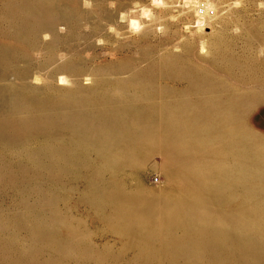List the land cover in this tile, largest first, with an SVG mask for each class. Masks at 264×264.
<instances>
[{
  "label": "rangeland",
  "instance_id": "rangeland-1",
  "mask_svg": "<svg viewBox=\"0 0 264 264\" xmlns=\"http://www.w3.org/2000/svg\"><path fill=\"white\" fill-rule=\"evenodd\" d=\"M103 1H104V3H103ZM199 1L200 2H203L205 0H199ZM208 1H210V0H208ZM213 1H214V4L215 5L218 4L217 6L214 5V8L215 9L213 10V12L215 13L214 16H216V17L211 16L212 19L210 17H208L207 20L205 21V23L206 22H208V23L207 24L204 23L202 25V29L201 30H198L196 28V26H195L194 17L192 15L193 13H191L190 9L187 8L188 7L187 5H190V4H187L186 6L185 5H182L183 2L182 1L179 2V0H0V264H59V263H61V264H104L107 260H108L109 263L106 262V264L107 263L108 264H139L140 262H141L140 264H151L152 261L154 262V263L152 262V264H159V263L160 264H163L164 261L166 262L165 264H167V263L168 264H170V263L171 264L172 263L173 264H180L183 261H184V263L187 262L186 264H188V263L191 264L190 263L191 262L190 260L193 261L192 264H195V263L196 264H198V263L200 264L201 262H202L201 264H211V263L214 264L213 262H215V264H222V263L224 264V261H223L224 258H226L225 259V264H228V263L231 264L232 262L234 263V261H235V264H239V263H241L240 261H242V260L245 261V262L242 261L243 263H241V264H246V263H248V264H264V244H263L264 242L262 241V240H264V224H263L264 221L263 222L261 221L262 219L264 220V218H263L264 217V212H262L264 210V207H263L264 204L262 203V202H264V199H263L264 198L263 197L264 195L262 196V194L264 193V191H263L264 190V185L259 184L258 183L259 181L257 182V184H255V182H253L254 180L252 182L250 181L249 183L252 184L251 185L252 188L251 187L249 188L250 184L247 181L248 177H246V179L244 180L246 182H244L243 179L236 178L238 180V182H237V180H235V181L239 184V185H237V183H235V181H234L235 178L232 175L230 176V174H227V176H226V175L222 174V172H220V170L218 168L214 169V173H213L212 168H215L216 166L210 168L212 166V164L214 163V161H212L213 163L209 165L210 172H212V174H211L212 176L211 177L214 176L213 177V180H214V178L216 180L218 178H220L221 180L222 179H224V180L221 181L220 179H218V183L215 180V182L217 183V185L215 184V186H214L212 184H210V185L208 184V187H207V185H204V187L205 188H208V189L210 188L209 191H207V192H210L209 193V196H210L209 199L212 198L211 200L212 201H215L213 203L210 200L212 202V204L215 206V208L217 209L216 211L219 212L221 210L220 213H222V211H224V212L227 211L226 213L223 212V214H221L222 216L220 215L222 217V219H223V220L221 219V222L222 221L223 222L222 223L220 222V223L225 228L222 227L221 225L218 226V224H220L219 223V220L220 219L218 218L219 220L218 219L216 220V217L217 216H215V218H213V220L215 219V222L217 221V225L213 221L214 222L213 225L210 224V226H208L206 229H202L203 232L205 230V232L207 231V233H203L202 231H199L198 229H201L199 227L200 224H196V223L193 224L191 230L190 229H186V230L184 229L185 231H181V230H183V228L182 227L179 228L180 226H177L178 227V228L176 227L177 229L175 227L173 229V226H172V229L170 228L171 230L169 229V231L156 230V231H153V234L154 235H152V237L150 236V234L148 233V231L146 229H144V228H142L144 230L138 229L139 226L136 227L135 229H132V231H131V229L129 230V228H126L125 227V223L126 222H131V219L134 218V216H135V219L137 218L136 220H138L139 218H138L137 214L139 216H141L140 214L142 212H144V214L147 213L146 212L147 211V207L148 206H151V203L154 204L156 201H158V200L161 201L163 199L164 200H169V199H167L169 197H165L164 196V192L168 188H170V187H173V189L175 190L176 193H180L181 192L182 194H185L184 193V189L186 190L185 187H187L186 182H183L182 180L178 179L176 176H174L170 172V170H169V168L167 166V163L165 161V158H163V155H162V152H161L162 149L157 144L149 152L147 150H142V152L145 151V153H142L141 151L135 152V154L140 158L139 159V162H138V164L136 166L123 165L124 168L123 167L122 168L124 169V173H123L124 175L122 174V171L123 170H121V167H120L122 165L116 166L115 168L110 165L111 166V169L108 170L109 167L106 165L107 161H105L102 158V155L100 156V154L98 152H97L98 154H95L96 152L95 153L93 152L94 151L93 148H98L99 146L100 147L101 146H105L106 144L103 143V142H100L99 140H95L94 142L95 143L96 142L98 143V145L96 143L97 147L95 146V143L94 142L92 144L93 146L92 145H89V146L86 145L87 147H85L86 148L85 151H86L87 154H85V152H83V150H84L83 149L84 148L83 146H85V143H87V142H84V141H85V139L88 140V139L95 138V136H94L95 135V132L92 133V132H89V131H84L86 133H84V132H80V133L77 132L78 134L77 133H71L69 131V129H68V126H66V122H64V119H62V118H64L65 115L67 116V115H71L72 113H74V110L76 112H78V111L80 112V109H81L80 107L81 106H79V105H81V103H83L82 104V110H81V112L85 113L86 116L88 117V119H90L91 121H93V122L96 121L95 122L96 124H99V122H100L101 127H103V123H105L106 126L109 125L108 123H111V124L114 123L115 122L114 121L115 120V115H117V116L119 115L118 118H120V117L123 116L125 118V120L127 119L125 121L126 123H128V121H129V123H128L129 125L128 124H125V125L126 126H131V127H134V128L140 127L142 125V123L144 122V120H146V118H147L145 116H150V115H151L150 117L153 119L154 122L155 121L158 122V123L155 122L156 125L159 124V122L162 124L165 121L166 122L169 121V120H167V118H169V117H167V118L164 117L167 114L166 111L168 110L167 108H169V107L166 104V102H163V101L164 100L165 101L167 100L168 94H171V92H173L174 89L176 91L179 90V92H177L178 95H179L181 92L184 93V91L182 90V88L185 89V87H187L185 90L187 92V89H189L188 91H190V93H186L185 92L186 94H183V95H186L187 98L190 97V95H191V97L188 98L187 100L190 101L192 98H195L196 97V99H194V101L198 99L196 102L197 103L200 102L203 105H204V102L202 101V99H204L205 102H206V100H208V102L203 107V109L206 107L205 109L207 110V113H208V115L206 114V117L204 116L205 113L204 112L202 113L203 116H204V118L198 117V115L200 116L201 113L198 114L196 112V111L201 112L203 105L202 106H198L201 109L200 108L199 109L196 108V106H190V107H193V109H195V110L198 109L196 111L194 110L197 114L192 110L194 112L193 115L195 116V118L197 116L199 119H202L200 121H202V122L203 121L209 122L210 124H212L215 121V116L217 114V109H216L217 106H215L217 103L215 105L214 104H211L210 105V103H215L218 100H221V101H224V102H226V101H229L230 102L231 101L233 103H230V104L231 105L232 104L235 105V104H237L236 102H238L239 100H241V98H238V97H240L239 96V93L241 91H245L246 90L248 92L251 91V93L253 92V94L258 97L257 98L258 99V103H255V102L254 103H251V105L248 106V108L245 111H243V112L240 111L241 113L240 114H237V116L235 117V122H236L235 125L241 124L246 119H248V120L250 119L252 121V124H253L254 127L264 129V80H263L264 79V64H263V61L264 60H262V59H264V54H263L264 53V37H263L264 36V26H263L264 25V0H211L210 2L213 3ZM42 6H43V8L45 7L46 9H43ZM118 7H120V8H118ZM37 9H38V12L40 10V13L41 12L43 13V14L42 13L39 14L37 12L40 17L38 16V14H36L34 16L32 15V14L36 13L35 10H37ZM141 9H144V10H142V13L145 12L144 15L141 13ZM145 9H147V10L145 11ZM32 10L34 12L31 13ZM111 10H113V11H111ZM211 10H210V12H211ZM215 10H217V11H215ZM46 11L50 12L53 17L55 15L54 18H56L57 20L54 19V18H52L51 15L48 12H46ZM102 11L104 13H101ZM148 11H149V14L147 13ZM44 12H46V13H44ZM55 12L58 14L57 16H56V13ZM188 12H190V13L188 14ZM146 13L148 14L147 16H145ZM46 14H48V16H50L53 19L52 22L49 21V20H51V18L46 19V17L48 18V16ZM42 15H44V16H42ZM36 16H38V17H36ZM34 19L36 20V23H35V20ZM39 19H41V21H39ZM133 19H134V21H138L137 23L140 26L144 25L146 28L145 27H140L138 25L139 31L134 32V33L128 32L127 31V27H125V26H127V24L129 23V21L130 20H133ZM208 19H210V20L208 21ZM62 20H64V21H62ZM37 21H39L41 23L38 22L39 23L38 24ZM47 21H48V23H47ZM65 21L66 22H69V23L67 24ZM71 21L73 23H71ZM45 22L47 23V25L45 24ZM63 22L65 24H67V25H65ZM107 22H109V23H107ZM54 23H55V25H54ZM150 23H152V24L150 25ZM33 24L34 25L35 24L39 25V28H38L37 25H36L37 26V28H36V26H34ZM49 24L50 25L53 24V26H50ZM56 24H57V26H58L59 29L57 28ZM99 24H101V25H99ZM107 24H108V26H107ZM191 24H192V26H190ZM240 24H242V25H240ZM254 24L257 25V27ZM41 25H43L42 28H41ZM104 25L107 26V27H105ZM109 25H112V27L115 25V27L112 28ZM156 25L158 27L161 26L159 28L160 30L158 29V27H157V30L158 31L156 30ZM229 25L232 26V27H230ZM59 26L62 27V28H60ZM90 26H91V29H93V30L90 29ZM96 26H98L100 28L103 27V28H101V29L98 28V27L96 28ZM147 26H150V29L148 27V30H147ZM185 26H186L187 30L185 29ZM221 26H224V27H221ZM44 27H45V31H44ZM239 27H242V29H240ZM259 27H261V28H259ZM47 28H48V30H47ZM164 28H166V29H164ZM193 28H195V29H193ZM39 29H40V31H39ZM56 29H58V30H56ZM73 29L75 30L74 32H73ZM107 29L108 30L110 29V31L112 29L113 30H112V32H110ZM151 29H153V33H154V29L156 30L155 31V36H154V34L152 35ZM233 29H234V31H233ZM251 29L254 32H252ZM41 30H42V32H41ZM60 30H61V32H60ZM94 30H95V32H94ZM98 30H99V33L97 32ZM28 31L29 32L32 31L29 34L32 33L34 36L27 34ZM62 31H65V32L62 33ZM91 31H93V33L95 34V36H94V34ZM118 31L120 33V34L118 33L119 35H117V32ZM141 31L144 32V33H141V34H144V35H142L144 37H141L140 36V32ZM146 31H148V32L146 33ZM225 31H227V34H226ZM230 31H231L232 34L230 33ZM247 31H248V33H247ZM109 32H110V34H109ZM212 32H214V33H212ZM38 33H39V36L41 34V36H40L41 38L40 37L38 38L39 39L38 40L39 42L36 40L37 37H35L36 34L38 36ZM52 33H54V34L56 33V35L52 36L53 35ZM67 33H69V34H67ZM73 33H74V35H73ZM79 33H80V35H79ZM83 33L86 35V39H85V35ZM96 33L98 35H96ZM114 33H116V34H114ZM145 33L147 34V36H146ZM156 33H159L160 35L159 34H156ZM183 33H186V34H183ZM45 34H47V35H45ZM70 34H71V37H70ZM89 34L91 35L92 38L90 37ZM172 34H173V36H172ZM203 34H204V37H203ZM208 34H211V35L209 36ZM233 34L235 35V39H234V36H232ZM23 35H24V38L22 37ZM180 35L184 36L185 38L184 39H183V37L181 38ZM237 35H238V38L236 37ZM240 35H242V37L239 38ZM50 36H52V37H50ZM55 36H56V38L58 36H62V38L60 37V39L59 38L56 39ZM97 36L100 37V38H98V39H100V42H99L98 39H96ZM114 36H117V37L115 38ZM167 36H169V37H167ZM249 36H251L252 39L254 38L253 40L251 39V41H254V44H253V42L251 43V41L246 42L247 39H250ZM253 36H255V37H253ZM64 37H67V38H64ZM220 37H221V39H220ZM224 37H225V39H222ZM227 37H228V39H227ZM33 38H35V40ZM187 38H189V39H187ZM200 38L205 39L206 45H208V47L206 49H205V47L202 48L203 50L202 49H199L200 48L199 41L201 40ZM231 38L234 41H232ZM243 38H246V39L242 40ZM61 39H63V41H61ZM66 39H68V40H66ZM103 39L105 40V42H104ZM186 39H187V41H185ZM259 39H260V41H259ZM55 40L56 41L60 40L61 42L58 41L60 44L58 42H57V44H55L54 43ZM145 40H146L147 43L145 42ZM164 40H166V41H164ZM167 40L168 41L170 40V41L168 42ZM227 40H228V43H227ZM261 40H262V43H261ZM65 41H67V42H65ZM154 41H156V42H154ZM35 42H37L38 44H36ZM157 42H159V43L156 45L155 43H157ZM242 42L245 45L248 43V45H246L247 47L250 45L249 46L250 49H251L250 50L251 51L250 53L247 52V51H249L248 50L249 48H246L247 49L246 50L245 49L246 46H244L243 44H241ZM257 42H258V44H257ZM164 43H166V44H164ZM249 43H251V44H249ZM62 44H64L63 47H61ZM65 44H67V46ZM175 44H176V46L174 47ZM239 44H240V48H239ZM118 45L122 49L121 48L118 49ZM141 45L142 46L145 45V46L142 47ZM149 45H151V46H149ZM163 45L164 46H167L168 47V50H171L172 49L171 50L172 53H168L170 51L167 50V47H165L166 48L165 49ZM192 45H194V46H192ZM154 46H155V48H154ZM156 46H158V48H159V53H157L158 52V49L156 50V48H157ZM161 46H163V48H164L163 50H161ZM222 46L224 48H226V49L224 50V48H222ZM232 46H234L235 48L232 47ZM254 46H258V47H254ZM59 47L62 50H60ZM192 48H194L195 50L192 49ZM252 48H254V49H252ZM55 49L58 52L55 51ZM233 49L234 50L236 49V51H233ZM63 50H64V52H62ZM152 50L154 51V54L157 53V55L156 56L154 55V56L156 57V59L158 57V59H159V60L157 59L158 62L155 59V57L153 56V54H152L153 51ZM164 50H166V52ZM173 50H175V51H173ZM228 50H230V51H228ZM241 50L244 53L243 52H240ZM53 51H54V53H53ZM59 51H61L60 54H62V53L63 54H66V55H62V58L69 57V58H67V61H70L71 60V64H70V62H66V59L64 60V59H61L60 57H58L57 54H59ZM70 51H71L72 56H71V54H68ZM142 51H144L146 53H144ZM147 51H149V52H147ZM151 51H152V53L150 54ZM204 51H205V53H204ZM223 51L225 53H222ZM238 51L240 52V54H239ZM44 52L45 53L48 52L50 54L49 55L48 53H46L48 55V58L49 59L51 58L50 59V62L51 63H49V59L47 58V55ZM175 52H177V54ZM245 52H247V53H245ZM43 53H44L45 56L43 55ZM173 53L177 57L176 59H174L175 56H174ZM197 53H198V55H197ZM241 53H243V55ZM251 53H252V55H251ZM223 54H226V55H223ZM229 54H230V56H229ZM162 55L163 56L165 55V59L166 58H169L167 60L171 62V63L169 62L170 65L167 64L168 62L166 63V61H165V59H163L164 57ZM169 55L170 56L172 55V57L174 56V58H173V61L174 62L171 59L172 57H168ZM195 55H197L198 57L195 56ZM240 55H242V56H240ZM52 56H53V58H52ZM74 56L76 57V59L78 61L75 59ZM192 56H194L196 59L194 57H192ZM199 57H200V59H199ZM237 57L240 58V59L238 60ZM241 57L242 58L244 57V58L242 59ZM71 58L72 59L74 58L75 60H72ZM150 58L151 59L154 58V61H153V59L150 60ZM161 58L163 60L164 66L166 67V65H167L168 68L170 69V71H172L171 73L168 70V68H165L162 65V62H160L161 61L160 60ZM203 58L204 59H207L208 61L207 60H202ZM226 58H228V59H226ZM257 58L259 60L261 59L262 61L261 60L259 61ZM68 59H70V60H68ZM244 59L246 60V62H245ZM43 60H46V63ZM51 60H54V61H51ZM123 60H125V62L126 61L127 62L125 63ZM134 60H136V61L134 62ZM175 60L177 61V63H176ZM231 60H233L235 64H233L232 63L233 61L231 62ZM241 60H242L243 63L241 62ZM254 60H255V62H254ZM257 60L259 62L258 65H257V62H256ZM32 61H34V62H32ZM121 61H123V62L120 63ZM128 61H130V62H128ZM149 61H151V62H149ZM226 61H230L231 63L228 62L229 63L228 64ZM153 62H157L158 64H156V63L154 64ZM172 62H173L174 65L172 64ZM239 62H240V65H239ZM36 63H42L43 66H42V64H40L41 65V67H40L39 64H36ZM151 63L154 64V68L153 69H154V71L156 73L153 70H151V66H152ZM211 63H212V65H211ZM220 63H221L222 66L220 65ZM253 63L255 65V67L252 65ZM133 64H134V66H133ZM190 64H191V66H190ZM198 64H199V66H198ZM231 64H233V65H231ZM30 65H32V66H30ZM37 65L39 67H37ZM47 65L49 66V68L47 67ZM53 65H55V66H53ZM57 65H58V67H60L59 68L60 70H57L56 71V69L58 68V67H56ZM81 65H82V67H81ZM84 65H86V67ZM131 65L133 66L132 67V70L133 71L131 70V68H129V67H131ZM156 65H157L158 68L159 67L161 68L159 70H162V72L166 71L165 69H167V71L169 72V74L167 73L168 76H166L167 75L166 74L167 71H166L165 74H164L165 76L161 73V75H162V78H161L160 77L161 75H160L159 70L158 69L155 70L157 68ZM172 65L174 67H172ZM62 66H64L65 68L62 67ZM89 66L91 68H95V69H91L89 71ZM114 66L115 67L117 66V68L119 67L118 69H120V70H116L115 68H113ZM126 66L130 70L125 69V68H127ZM147 66H148L149 70H146V69H148ZM250 66H253V68L250 67ZM256 66L257 67H260V68L257 69ZM123 67H125V68L123 69ZM135 67L137 69H138V67H140L141 69L139 68L137 70ZM218 67H219V69H218ZM239 67H240V69H239ZM13 68H14V70H12ZM19 68H21V70H19ZM51 68L53 69V71H52ZM76 68H79L80 71H78V69H76ZM174 68H175V70L176 69L177 70L176 71L174 70V72H173V69ZM225 68H228L229 71H228V69L225 70ZM230 68H232V69H230ZM255 68H256L257 73H259V74L262 73V74L259 75V74L256 73L257 76H255V72H256V71H254ZM17 69L19 71H22V70L23 71L22 72H19ZM44 69H47V70L49 69V70L48 71L47 70L44 71ZM67 69H70V70L67 72L66 71ZM111 69H113V71L115 69V71H114L115 73L112 72ZM142 69H144V72H146V74L149 73L150 75L148 74V76H149L148 77L146 74H141V76L142 77L145 76V78L148 77V79H144V78L140 79V77H138V76H140V74L138 76L134 77V73L136 75V73L138 74L137 71H139V70L142 71ZM248 69L253 70L254 71L253 72L254 74L252 73L251 70H249V72H248ZM261 69H262V71H261ZM39 70L40 71L43 70V71L40 72ZM61 70H62V72H61ZM72 70H74V71H72ZM194 70H196V71H194ZM51 71H52V73L50 74ZM71 71H72V73H71ZM75 71L77 72V74L79 72H81V73H79V77H80L79 78L80 79L79 81H78V79H76V78H78L77 77L78 75L75 74ZM91 71L94 74H90ZM44 72H45V74H44ZM131 72H134V73H132L133 74L132 76H131ZM150 72L151 73L154 72V73H152L154 75H156L157 72H158L157 76L159 75V77H156L155 76L156 78H154V75H151ZM14 73H16L17 75L16 74L14 75ZM64 73H65V75L67 73V75H66L67 78H70V77H72V78L67 79L65 82H59V80L57 78L55 79L56 76L58 77V76H60V74L61 75H64ZM82 73L86 74L87 77H88V79H84L86 76L85 75H81ZM87 73H89V74H87ZM140 73H142V72H140ZM251 73L254 75L252 77H254L255 80H253L254 78L251 77ZM68 74H71V75H68ZM74 74L76 76H73ZM129 74H130V77L131 78L127 76ZM170 74H171V76H170ZM18 75H19V77H18ZM31 75H32L33 78L31 77ZM177 75H179V76H177ZM246 75L247 76L250 75V77H247ZM39 76H42V77L39 78ZM81 76H83V78ZM151 76H153V77H151ZM198 76H199V78H198ZM103 77L104 78L105 77H108L107 78V81H106V79H102ZM165 77H166V79H165ZM170 77H173L175 81L173 79H172L173 81H171V78ZM180 77L182 78L181 79L182 82L176 80L178 78L180 80ZM188 77H189V80H188ZM256 77H258L257 80H256ZM41 78H42V80H41ZM46 78H49V79L47 80ZM52 78L55 79V80H53ZM111 78H113V79H111ZM152 78L155 80V82L152 80ZM184 78H185V80H184ZM247 78L248 79L250 78L249 79L250 81H248ZM93 79H95L97 82L98 81L101 82L100 83L101 85L99 86V84H98L97 87L96 86H91L93 84V82H96L95 80L93 81ZM44 80H45V82H43ZM46 80H47V82H46ZM141 80H144V81L149 80L151 82V84L153 82H154V84L150 85V82H148L149 83L148 84L147 81H146V83H147L146 84L144 81H141ZM53 81H55L56 83L58 81V83L56 84ZM158 81H160V82L158 83ZM166 81H168V82H166ZM191 81L195 84V86H194L193 83H191ZM212 81H213V83H212ZM221 81H223V82H221ZM226 81H227L228 84L226 83ZM69 82H70V84H69ZM76 82H77V85H76ZM161 82H162V84H160ZM163 82H165V83H163ZM171 82H173V84ZM183 82L184 83L187 82V83L186 84H183ZM46 83H48V85ZM49 83L53 87H51L49 85ZM59 83H62V84L60 85ZM222 83H223V85L226 83V85H224V87H223ZM52 84H54V85H52ZM58 84L60 86L59 87H56V86H58ZM79 84H81L82 86H84V88H81V86L79 87ZM89 84H91L90 86L94 90L93 89L88 90L90 88ZM156 84H158L157 87H154V86H156ZM163 84H165L164 86H166L165 88H168V90H170L171 88L173 89L174 86H175V88L173 90L171 89L172 91L168 93L167 89L161 88V87H163ZM169 84H170V86H172V85H174V86L173 87H170ZM176 84L178 86L180 84H183V85L179 86L180 88L178 89V87H177ZM188 84H192V85H188ZM202 84L205 85V86H207V87L202 86ZM208 84L211 86L210 88H215L216 91L213 92L214 89H212V91H211V89L209 88V85ZM146 85H147V87H146ZM197 85H198V88L196 87ZM214 85H215V87H214ZM67 86H70L69 87V90H68V87ZM76 86H77V88L79 87L78 90H77ZM134 86L136 88V91H135ZM150 86L153 87V90H152L153 92L151 91L152 87H150ZM167 86H169V87H167ZM189 86H190V88L192 87L191 88L192 90H190ZM193 86L196 89L193 88ZM72 87L74 88V90H73ZM85 87H88L87 90H86ZM149 87H150V89H149ZM219 87H220V89H219ZM65 88H67V89H65ZM156 88L157 89L159 88V90L160 89L161 90H164V91H162L164 93L161 94V90L159 92V90H157ZM199 88L202 89L201 91H203V89H204L205 92L201 93V91H200ZM254 88H258V89L256 90ZM33 89H34V91H32ZM124 89H126V90L128 89L127 92ZM155 89L159 93H157L155 91ZM222 89H223V91H222ZM239 89H242V90L239 91ZM118 90H120V91H118ZM180 90H181V92H180ZM195 90H198V91L195 92ZM206 90L207 91L209 90L208 92L211 91L210 93L212 94V97H210V95H211L210 93H209L210 95H208V92H206ZM52 91H53V93H52ZM70 91L71 92L74 91V92L71 93ZM78 91H80V92L78 93ZM81 91H83V92L85 91V93L82 94ZM166 91H167L168 94L165 93ZM176 91L174 92V94L176 93ZM38 92L40 93V95H39ZM87 92H89V93H87ZM98 92H99V96L101 95L100 97H102V95L103 96L106 95V97L100 98L98 96ZM119 92H120V94H119ZM132 92L134 94L137 93L136 96H135V99H136L135 101L133 100L134 99V97H133L134 94H132ZM154 92H156V94ZM191 92H195V93L192 94ZM198 92H199V95L200 94H203V97L204 98H202L201 96H199L197 94ZM212 92L213 93H219V94L218 95L217 94H213ZM236 92L237 93L239 92V93L236 94ZM10 93H12L14 95H12ZM22 93L23 94L25 93V96L26 97L25 96L23 97V94ZM86 93H87V95H86ZM124 93L127 95V97H126V95ZM221 93H222V95H220ZM18 94H19V97L17 96ZM52 94L53 95L55 94V96H52L51 97ZM130 94L133 95V96H131ZM159 94L163 95V97L166 94L165 96H167V98L164 97V100H162V102H159L160 97H162ZM10 95H12V97H14L15 99L17 98V99L15 100V99L11 98ZM44 95H48V96H45L44 97L46 100L43 99V97H42ZM60 95L62 96V97H60L61 99L63 97H64V99L66 98L65 101H64V99H62V100L60 99L62 101V103H61V101L58 102V99H59V96ZM78 95L79 96L80 95L82 96V97H80L81 98V101L79 99H78L79 101L77 100V98H79ZM155 95H158L160 97H158V96L155 97ZM215 95H216V97H213ZM68 96L71 97V98H73L74 101L72 102V99H70ZM145 96H146V98H145ZM150 96L153 97V98L155 97L156 99L155 98L153 99ZM207 96L209 98H207ZM236 96H237L238 99L236 98ZM22 97H23V99H22ZM220 97L222 99H220ZM26 98H28L31 102L29 100H28V102H26ZM48 98L51 99L50 101H51L52 104L50 103V101L47 103V100H49ZM68 98L71 100V101L69 100L70 103L68 102ZM199 98H201V100ZM212 98H213V100H212ZM214 98H218V99H216V101H214L215 100ZM24 99H25V102L26 103L24 102ZM41 99H43V100H41ZM75 99H76V102L78 101L77 104H75L76 103L75 102ZM103 99H105L104 101H106L104 103L105 105H103V102H101V101H103ZM152 99L153 100H156V101H153ZM234 99H237V100H234ZM14 100H15V102H14ZM22 100H23V103L20 102ZM12 101H13V103H12ZM52 101L55 102V103H53ZM117 101H119V102H117ZM234 101H235V103H234ZM18 102H19V104L21 103L20 104L21 105V108L24 107V109H26V111L23 110V109H22V111L18 110L20 108L19 107L20 105L18 104ZM40 102L41 103L42 102L47 103L48 105L47 104L46 105L48 107L44 103H42V105L39 104ZM71 102L74 103L75 106L78 105L77 107H78L79 110H77L74 107V104H72V106H73L72 107L71 106ZM79 102H81V103H79ZM115 102H117V103H115ZM126 102H127V105L130 104L129 105L130 107L129 106L127 107V105H125ZM191 102H192V100H191ZM24 103H25V105H24ZM29 103H31V104L29 105ZM33 103H36V105L33 104ZM59 103H60V106H58L57 109L59 108L60 110H57L55 106L57 104L59 105ZM110 103L112 104L111 109H109V107L111 105ZM113 103H115V105ZM120 103L121 104L123 103L124 107H123V105L121 107L120 106ZM162 103H165V105H162ZM193 103H195V102H193ZM197 103H195V104L197 105ZM32 104L35 105V106H32ZM37 104L39 106H37ZM63 104L65 105L64 107H63ZM207 104H209L211 107H213L212 105H214V108H211ZM68 105H69V107H68ZM87 105H89V106H87ZM108 105H109V107H108ZM116 105L117 106H120L121 108H123L122 111L124 112V114L121 113V111H120L121 108L119 109V107H118V109H117V106ZM136 105L138 107L139 106L140 107L138 108ZM26 106L29 107V108H27ZM42 106H44V109L42 108ZM61 106L63 107L62 110H64V108H65V110H67V112L69 114L65 110H64L65 112L64 111H61ZM91 106H92V108H91ZM125 106H126V109H125ZM161 106L162 107L165 106L167 108L163 107L164 109H162ZM208 106L212 109V111H210V110H209L210 112L208 111ZM254 106H256V107H254ZM36 107L38 109L40 107V109L42 111L39 109V111H38L39 113L38 112H35V110L37 109ZM45 107H47V109ZM71 107H72V111L70 109ZM83 107H84V111H83ZM100 107H101V109H100ZM106 107H107V109H106ZM133 107H135L134 108L135 111H137L139 109L138 110L139 112L137 111L138 114H137V112L134 111V109H131ZM157 107L158 108L160 107L161 109H158ZM13 108H15V109H13ZM30 108H32L33 111H32V109L29 110ZM87 108H89V111H86V110H88ZM113 108H116V111L119 110V113L116 112L115 110H114V112H112L113 111ZM156 108L158 109L157 112L154 110ZM233 108H235V106ZM54 109L57 110L56 111V114L53 113ZM128 110H131V111H129L131 113L130 114L131 116H129V114L127 112ZM152 110H154L155 113ZM159 110H160V112L162 111L161 114H160ZM43 111H45L46 114H43L44 113ZM58 111H59V113H58ZM95 111L97 112V114H95L96 113ZM100 111H101V113H104V112L105 113L104 114L98 113ZM109 111H111V112H109ZM140 111H142L144 113H142ZM29 112H30V114L35 112V114H32L31 115L32 117H30ZM70 112H72V113L70 114ZM76 112H75V114H77ZM152 112L155 115H152L153 114ZM244 112H246V113H244ZM36 113H38V114L36 115ZM52 113L56 117H54V115ZM110 113H112V115H113V113H115V115H113L114 116V119H111V117L113 118V116H111ZM164 113H166V114H164ZM49 114H52V115H50L51 116V121H48L49 120L48 118H50V116L48 117L47 115H49ZM156 114H158V115H156ZM162 114H164V115H162ZM202 114H201V117H203ZM228 114L231 115L230 112L229 113L226 112L225 115H224V118H225L226 122L229 121V120H227L229 117H226ZM43 115H45V117H43ZM91 115H93V118H92ZM94 115H98V117L97 116H94ZM108 115H109V118H106ZM124 115H126V117L128 115V117L126 118ZM159 115H162L163 116V119H165V120H162V118H160L163 122L158 121V120H160L159 119V117H160ZM35 116H37L36 118L39 117L38 118L39 120L37 119V120H32L31 121V119H33V117L35 119ZM61 116H62L61 120L59 119L61 121V123H59L60 121L58 120V118H60ZM66 116H65V118H66ZM238 116L241 117V118H239ZM52 117H54V120L52 119ZM96 117H97V119H96ZM99 117H101V118H99ZM104 117H105V119L107 121L105 119L104 120L102 119ZM139 117H140V119H139ZM43 118H46L44 121H46L45 123L47 124V127H45L46 125L43 124L44 121L42 122V119ZM118 118L116 117V120H119V122H120V119L122 120V118H120V119H118ZM157 118H158V120H157ZM244 118H246V119H244ZM108 119H110L111 121L109 120L110 121L109 122ZM229 119H231V116H230ZM240 119H241V121L242 120L243 121L241 122ZM56 120H58L59 122L56 121ZM102 120L103 121H106V122H103ZM132 120H134V123H133ZM29 121H30V123H29ZM62 121H63V123H62ZM65 121H67V120H65ZM97 121H99V122L97 123ZM112 121H114V122H112ZM174 121H175V119H174ZM221 121H224V119L223 120L221 119ZM54 122H56V124H57L56 127H55ZM116 122H118V121H116ZM119 122L116 123L115 125L117 126V124H118V126L120 127L121 124L123 125L124 120H122L121 121L122 123L120 122V124H119ZM40 123H42V124H40ZM41 125H42V128H41ZM105 125H104V128L105 129L104 128L103 129L106 130V131H103V132L105 133V135H110L111 134V131H109L108 129H106L107 127ZM43 127H45V128H43ZM58 127H60V128H58ZM227 133H225L226 136H227ZM81 134L84 136V138L85 137L86 138L85 139H82L81 137H83V136ZM84 134H87V135L85 136ZM210 134L211 135H209L207 137V139H200V140H198L197 143H195V147H197V149L199 148V151H200V148L201 147L202 148H206L208 146V144L206 146L207 141L208 142L211 141L210 142V145L206 148V149H208L207 152L214 145V144H212V143H215L214 138H213V141H212V140H209V137L210 136L211 137H215V136H213L214 134L212 132ZM80 135H81V137H80ZM76 136L77 137H80L81 139L80 138H76ZM223 136L226 138L225 135H223ZM229 136H227V138ZM73 137H74V139H73ZM211 137H210V139H212ZM79 139L81 140L80 143H79ZM60 140H62V141H60ZM76 140H78V143H77ZM72 141H74V142H72ZM64 142L65 143L68 142V143L65 144ZM70 142L72 144H70ZM81 142L84 145L81 144ZM211 144H212V146H211ZM55 145H57V146H55ZM79 145L80 146L83 145V146H81L82 149L78 148V147H80ZM204 145L206 147H203ZM91 146L93 148H91ZM56 148H58V149H56ZM76 148L79 150V152L77 151ZM90 148L93 149V150H89ZM214 148L215 149H213V147H212L211 150H210V153L209 152L207 153V155L209 156V158L214 157L213 155L210 156V154H214L215 155V152L214 153H211V151L213 152V150L214 151L216 150V144L214 145ZM59 150H60L61 153L59 152ZM89 152H93L94 155H93V153H90V155H88ZM71 154H72V157H71ZM83 154H84V156H83ZM53 155H55V156H53ZM96 155H97V157H95V159L93 160V158H94L93 156H96ZM141 155H142V157H141ZM82 156H83V158L81 159ZM84 157H85V159H84ZM91 157H92V159H91ZM98 157L99 158L101 157V159L99 160ZM144 157H146V158H144ZM227 157L228 156H225V159H227V161L229 160V162H230L232 159L230 157L228 159ZM76 158H79L78 161H77ZM97 158L99 160V163L101 162V160H102V162L104 160L105 164H103L104 162L103 163L101 162V164H96L97 161H98ZM92 160H93V163L96 164L97 167H100V166H101L100 168L103 167L102 168V172L100 170V173H97V171L99 172V169H97L96 166H94V164H93L95 170H97V171H94L93 170V172H96V176H95V174H93L91 172H90V174H92V175H89V172H87V171H89L90 166L92 165L91 164L92 162H90L89 166H88L87 163H89V161H92ZM58 161H60V162H58ZM64 161H66V162H64ZM53 162H54V164H53ZM77 163L79 164L78 166L75 165ZM80 163H81V165H80ZM83 163L84 164L86 163L87 165L83 167ZM71 165H73V166H71ZM93 166H91V169H94V168H92ZM213 166H214V164H213ZM77 168L78 169L80 168L82 171H79ZM85 168H87L88 170L85 169ZM113 168L115 170L118 169V171L120 170L119 173H118V171L117 172H114L115 170ZM91 169H90V171H91ZM125 169H128V170H125ZM65 170H67V171H65ZM76 170L79 171V172H77ZM85 170H86V172H85ZM107 170H108V173H107ZM112 170H114V171H112ZM216 170H218L219 172L216 171ZM257 170H259V169H256V167L253 169L252 172H255V173H252L253 176H254V174H256V175L258 174V176H259V173H260V177H262L264 175V172L262 173V170H260V172L257 171ZM74 171H76V172H74ZM103 171H105V172H103ZM60 172H62L63 174L60 173ZM67 173H68V175H67ZM112 173H114L115 176ZM125 173H127L129 176L127 174H125ZM73 174H78V175L80 174V176H78L80 178L79 179L76 178L77 176L76 175H73ZM105 174H107V175L109 174L108 176L107 175L106 176L109 179L112 180V181L110 180L111 181L110 182V185L112 184L113 180H114V182H113L114 184H116V182L118 181L117 182V185L116 186L114 185L115 186L114 189H117V190L116 191L114 190L115 193L113 192V194L110 193V192L108 193V191H110L111 188H112L111 192L113 191V186H112L113 184L111 186H107V188H109V189L104 190L106 186L103 189V185H106V183L109 182V181H106L105 182V180H109V179H106L105 176H104L105 177V180H104L103 175H105ZM120 174H121V176H120ZM70 175L72 176V179H71ZM85 175H87L88 177L85 176ZM93 175L95 177L94 180H93V178H94ZM99 175H101V176H99ZM118 175H119V177H118ZM109 176H112V178L109 177ZM255 176L253 178H251L250 180L255 179L256 178ZM258 176L255 179V181L259 180V177ZM86 177H87V179H86ZM100 177H102V178H100ZM84 178L86 179V181H89V182H86ZM89 178H91L92 180L89 179ZM114 178H120L122 182L119 181L120 179L117 180V179H114ZM228 179L230 181L233 180V183L230 182ZM97 180H98V182H97ZM100 180L103 181V182H105V183L102 182L103 184H101V186L99 184L100 183L99 182ZM239 180L242 181V182H239ZM133 182H135V184ZM220 182H223L224 185H221L222 183H220ZM261 182L264 183L263 180ZM88 183H89V185H92V186L91 187H89V186L87 187V184ZM198 183H199V181H198ZM230 183H231V185H230ZM242 183H243V185H242ZM96 184L99 185V186L97 185L98 190L96 188H94V187H96ZM196 184H195V182H193V185H195V187H192L191 186L192 188L191 189L189 188L190 191H192V193H193V195H191V196H193L192 198L194 200L197 198L196 197L197 195L200 196L202 194L201 192L199 193V191L203 187V183L200 182L197 185H199L201 187V189L199 191H197L198 188H200V187L197 186ZM246 184H247V187L249 188V190L251 189L250 193H248L249 190L246 188ZM248 184H249V186H248ZM107 185H109V183H107ZM128 185H129V188L130 189L127 188ZM133 185H135V186H133ZM223 186H226V187H223ZM227 186H229V187H227ZM258 186L262 187L261 188L262 191H261L260 187L258 188ZM138 188H141V189L138 191ZM181 188H183V189H181ZM220 188H221V190H220ZM224 188H226V189H224ZM230 188H233V189H230ZM88 189L91 190L92 192L88 191ZM95 189H96L97 193L100 192V191H101V193H98V195H97L96 191H93ZM99 189H100V191H99ZM236 189H239L241 192L239 190H236ZM243 189H245V190L243 191ZM246 189L248 190V192H247ZM255 189H258V190H255ZM83 190L87 191L88 192V195L89 194H91V195L93 194L92 195L93 197L90 196L91 198H93V200H91V198H89V196L84 195L85 191H83ZM223 190H226V191L223 192ZM259 190H260V192H259ZM201 191H203V190H201ZM81 192H83V193H81ZM87 192L85 194H87ZM104 192H106V195H104ZM137 192H139V193H137ZM194 192H195V194H194ZM256 192H257V194H254ZM258 192L261 194V195L259 194V196H261L263 198H261V197L258 198L259 197L258 196ZM261 192H263V193H261ZM94 193H96L95 196H94ZM142 193H144V194H142ZM159 193H160V195H159ZM161 193H162V195H161ZM252 193L254 195H256V198H255L254 195H252ZM111 194L112 195L115 194L113 196V198L111 197ZM231 194H233V196ZM244 194L247 195V196L245 197ZM108 195H110V198H111L112 201L114 200L113 202H111V204H113L116 207H118L117 204H120L119 205L120 207L116 208L114 206H111V204H110V207H109V205H107V204H109L107 202L110 199V198L108 199ZM127 195H131L132 197H129ZM145 195H146V197H145ZM227 195H229V196H227ZM241 195H243L244 197L241 196ZM235 196H236V198H235ZM248 196H250L249 199H251V201L255 198V200H253L254 201L253 204H251V205H250V202H249L250 200H248V198H247ZM251 196H254V198L251 197ZM98 197L99 198L101 197V199L99 200ZM87 198L89 200H91V205H90V203H88L90 201ZM95 198H98V199H95ZM137 198L138 199L140 198L139 201H138ZM200 198H202V196H200ZM200 198H197L198 200L196 199L195 201L194 200L192 201V202H195L194 205L197 206V208H199L200 205L203 204V203L200 202V201L203 202V199L201 200ZM237 198H238L239 201L237 200ZM245 198H247V200H245L246 202L244 203V200H242V199H245ZM82 199H84L83 200L84 202H82ZM149 199H151V201ZM261 199H263V200H261ZM116 200H117V204H116ZM142 200L146 201V203H144V201H142ZM223 200H224V202H223ZM258 200H261L262 202L261 201H258ZM92 201L93 202L94 201L97 202V204L94 202V207L92 206V204H93ZM196 201H198L199 203L198 202L196 203ZM257 201L260 202V203H258ZM98 202H100V203H98ZM138 202L140 203L139 205H137ZM141 202L144 203L145 206H142L144 204L141 205ZM237 202H238L239 206L236 205ZM105 203H107V204H105ZM98 204H99V207H98ZM197 204H200V205H197ZM231 204H233L232 205L233 207L231 206ZM259 204H261V205H259ZM96 205H97V207H96ZM132 205H136V206H139V207H137L136 208V211H135V210H133V208L135 209V207H133ZM252 205H253V207H252ZM100 206H102V207H100ZM140 206L142 208H140ZM244 206H245V208L247 210L244 209ZM246 206H248V207H246ZM95 207L97 209L100 208V210L99 209L97 210ZM111 207H114V208L112 209ZM257 207H258V209H257ZM108 208H109V211L114 210V212H115L114 214H113V211L111 212L113 214L112 215L113 217L112 216L110 217V215H111L110 212L108 210H106ZM119 208H121V209H119ZM232 208H235V209L231 210ZM237 208H239V210ZM115 209H117V210L119 209V210L117 211ZM142 209H144V210H142ZM55 210L58 213L57 212L55 213ZM68 210H69V212H68ZM137 210L138 211L141 210L142 212L139 211L140 212V214H139V212ZM258 210H260V211H258ZM106 211H108V213L110 214V215L108 214L109 215V218H107L108 216L106 215L107 214ZM116 211H117V213L122 212V213H120L121 215L119 214V217H118V214L116 213ZM130 211H131V213H130ZM133 211L135 212V215H134V212ZM96 212H98V213H96ZM252 212H253V214L254 213L255 214L253 215ZM59 213L62 214L63 216L60 217V214ZM63 213L65 215L66 214L67 215L65 216ZM131 214H133L134 216L131 215ZM144 214H142V217L145 218V215H147V214H145V215ZM226 214H228L229 216L226 215ZM242 214H244V215H242ZM239 215H241V216H239ZM54 216H56V217H54ZM79 216H80V219L78 221L82 225L78 226L79 227L78 228L77 227V222H76L75 219H77ZM81 216H83V217H81ZM225 216H227V217L226 218H223ZM243 216H244V218H243ZM142 217H140V218H142ZM240 217L242 219H239L238 220L237 218H240ZM54 218H57V219H54ZM58 218L61 219V220L59 219L60 220V223H58L59 222ZM62 218H65V219L62 220ZM70 218H72L73 221L70 220ZM246 218H248V219H246ZM82 219H84V220H82ZM98 219H99V221H98ZM135 219H134V222H136ZM224 219H225V221H224ZM250 219L252 220V222H248V221H250ZM68 220H70L72 223L69 222ZM141 220L143 221V219H141ZM141 220L139 219L138 220V223L142 222ZM226 220H230L229 221L230 224ZM241 220H242V222H241ZM256 220H258V221H256ZM65 221H67V222H65ZM238 221H240L241 223L240 222L238 223ZM259 221H261L262 223L259 222ZM74 223L76 224V229L74 227L75 226ZM85 223H87L86 226H85ZM99 223H101V225ZM108 223H109V226L110 227L108 226L109 228L107 227L108 228V230H107L106 226L108 225ZM231 223H232V225H231ZM61 224H62V226H61ZM63 225H64V227H63ZM197 225H199V226H197ZM211 225L213 226V228L218 226L217 228H219V229H216L215 230V228H214V230L216 232L213 233L214 231L211 228ZM256 226H257V228H256ZM258 226H259V228H258ZM220 227L223 228V229L221 228L223 230V231H221L223 233V234L221 233L222 235L220 234V230H221ZM230 227H232V228H230ZM81 228H83V229H81ZM87 228H89L91 231L88 230ZM123 228L128 229V231L129 232H132L134 235H132V236L130 235L129 236L128 231L126 232V230L123 229ZM227 228L229 229V233L225 230ZM102 229L104 230L103 232H102ZM136 229H137V233L135 231ZM208 229H210V231H211L212 234L211 233H208L209 232ZM254 229H257V230H254ZM44 230H46V231H44ZM111 230H112V233H110ZM138 230H139V232H138ZM197 230H198V232H197ZM234 230H236V231L234 232ZM260 230H261V232H260ZM78 231H79V234H78ZM142 231H145L146 236H145V233H144V235H141V237H144L145 236V238H141L139 236V234H138V233L142 234ZM252 231H253V233H252ZM47 232H50V233L48 234ZM85 232H87L86 235H88V236L84 235ZM125 232L128 233V234L125 235L126 234ZM174 232H175V234H174ZM179 232H182V233L185 232L184 234L187 235V238H186L185 235H182V233H179ZM187 232H188L189 235L187 234ZM199 232H202V233H199ZM217 232H218V235L219 236H223V238L219 237L216 234ZM238 232H239L238 236H240V237L237 238V235L236 234ZM123 233H124V239L122 237L123 236L122 235ZM165 233L166 234H169L170 233L169 234L170 236L173 234L172 237L174 236L175 238H178V239L180 238L181 241H179V242L180 243L182 242V243L179 244V242H178V245L176 244V246H173L171 244L170 238H166L167 235ZM225 233H226V235H225ZM54 234H56V235L54 236ZM191 234L193 236H194V234H196L195 235L196 238H194L195 239L194 243H192L193 242V240H192L193 239L192 238L193 236H190ZM200 234H202V235L204 234L203 237L201 236L202 238L200 237ZM209 234H210V236H209ZM214 234L217 235L218 237L215 236ZM46 235H48L47 237H49V238H47ZM207 235H208V237H207ZM224 235H225V238H224ZM259 235H261V236H259ZM52 236L55 239H56V237H60L61 239L60 238H57V241L56 240L54 241V238ZM184 236H185L186 239L184 238ZM227 236H228V238H230L229 236H231L230 239H232V240H230V239L228 240V238H226ZM232 236H233V238H232ZM50 237H52V238H50ZM134 237H136V239ZM197 237H198V239H197ZM209 237H212V238L214 237V241L211 238V240L213 242H215L216 241L215 239L217 238L218 239V242H220L221 245H220V243L218 244L217 242H215V243H213V246H211L212 245V241L210 242V244H211L210 245L209 244V241H210L209 240ZM66 238H67V240H66ZM120 238L123 241L120 240ZM125 238H126V241H125ZM148 238H149V240H148ZM150 238H153V239L155 238L156 239V240L154 239L155 242H154L153 239H150ZM48 239H49V243L51 245L47 242ZM79 239L80 240L82 239L84 242L80 241ZM127 239L128 240L130 239L128 241V243H127ZM142 239H144V240H142ZM146 239L148 240V242H147ZM196 239H197V241H196ZM202 239H203L204 242L202 241ZM219 239H220V241H219ZM85 240H86V242L88 240V242L86 243ZM91 240L95 241L96 243L95 242H92ZM145 240H146V243H142V241H145ZM199 240H201L200 241L201 243L199 242ZM221 240H224L226 242V245L223 244L225 242L224 241H221ZM233 240H235V242H233ZM90 241L92 243H94V245L96 244V247H97L98 250L96 249V247ZM119 241H122V243H124V244L127 243V244L130 245V247L131 246L132 247L129 249L127 244H126V246L125 245H122L121 242H119ZM135 241H137L136 243L138 245L135 244ZM138 241L141 242V243H139ZM149 241L151 243H149ZM243 241H244V243H243ZM89 242L92 245L89 244ZM164 242H165V244H166V242L168 243V246L166 245L167 247H164V244H163ZM202 242H203V244H202ZM72 243H75V246H74V244L72 245ZM77 243H81V245H83V246H79V244L77 245ZM83 243H85L86 245H88L90 247H87ZM152 243H153V245L151 247L150 244H152ZM155 243H156V246H157V250H155V248H156ZM198 243H200V245H202L203 247L208 243L207 245H209V246H205L204 248L201 246L203 248V251L205 250V252H203V251H201L202 249L200 248V246H198L199 245ZM48 244H49L50 247L47 246ZM119 244L122 245V246H120ZM140 244H141V246L139 247ZM188 244L190 245V247H188L189 246ZM193 244H194V246H193ZM66 245H68L67 248L65 247ZM84 245L87 248H85ZM170 245H172V246H170ZM215 245L217 247H215ZM52 246L54 247L53 249L51 248ZM98 246H100V247L103 246L102 247L103 249L100 248V247H98ZM135 246H137V248H139V251L140 250L141 251L139 252L138 250H136L135 249ZM153 246H155V247H153ZM161 246H162V248H161ZM197 246L200 249L199 250L201 252L200 255H199V251L197 250L198 249ZM58 247H60L61 249L60 248L58 249ZM71 247L74 248V250H72ZM76 247L78 248L77 250H76ZM80 247L81 248L84 247V250H85L84 253H86L85 255H87L88 257H91V258H88L87 256H85L84 253L82 252L83 249H81ZM93 247H94L95 250H93ZM118 247L119 248L122 247L121 249H122V253L123 254L121 253V250L120 249H119L120 251H118ZM142 247H145L146 249H141ZM174 247H175V249H179L180 250V253L178 254V258L176 257L177 255H175L176 253H174V252L171 251V250L174 251ZM176 247H178V248H176ZM207 247H209V248L211 247L210 249L212 251L210 250L211 252H209V250H208ZM247 247H248V249H247ZM150 248H151V251L153 252V254H155V255H153V254H151V253H149L147 251V250H150ZM159 248H160V251L162 250L161 251L162 252L161 254H163V255L165 254L163 257L166 256L165 257L166 259H164L161 255H159L160 254ZM183 248H184V250H182ZM185 248H187L186 252H185ZM222 248H224L223 249L224 250V253H223ZM86 249L87 250H90V254H89V251L86 252L87 251ZM101 249H102V251H101ZM126 249H128V250H126ZM192 249H194V250H192ZM225 249H226V251H225ZM243 249H246L247 252H245V253L251 254V252H252V254L250 255L251 257H249V254H245V256H243L244 255V250ZM70 250H72V251H70ZM91 250L94 253H92ZM135 250L138 251L137 253H138L139 256L142 253L141 256H140V258L137 255V253H135L136 252ZM188 250H191L192 252H190ZM240 250H242L243 253ZM69 251L70 252H73V253H70ZM142 251H145V252H142ZM155 251L157 253L159 251V253L157 254V253H155ZM166 251H168L169 254L172 255V257L170 255H168V253ZM170 251H171V253H170ZM193 251H195V252H193ZM206 251H208V252H206ZM215 251L218 252V254H220V255L217 256L218 254L215 253L214 254L215 257H214L213 253ZM249 251H251V252H249ZM59 252H62V253H59ZM81 252L83 254H81ZM79 253H80V255H79ZM97 253H99V254H97ZM116 253H119L118 258L116 257L117 256ZM203 253L206 254V255L204 254L206 256L205 258H204ZM59 254L60 255L61 254L62 255L64 254L63 257L65 259L62 256L59 257L60 256ZM65 254L67 255L66 256L67 258L65 257ZM95 254H97V256ZM184 254L187 255V257H185ZM201 254L203 256H201ZM221 254H222V256H221ZM254 254H255L256 257L254 256ZM98 255L101 258H99ZM142 255H144V256H142ZM195 255H199V256H195ZM227 255H228V257H227ZM246 255H248V258L246 257ZM252 255H253V257H252ZM82 256L84 258H82ZM94 256H96V258L97 257L98 258L95 259ZM114 256L116 258H114ZM158 256H159V258H158ZM168 256H170L171 258H169ZM182 256H183V258H181ZM216 256L218 257V259L220 258L219 259L220 261L218 259H216L217 258ZM233 256H235V257L233 258ZM111 257H113V259H110ZM133 257H134V259H133ZM155 257H156V259H155ZM190 257H192L193 259L192 258L190 259ZM201 257H203V258H201ZM221 257H222L223 260H221ZM231 257H232V259H231ZM92 258H94V259H92ZM187 258L189 259V262H188V259ZM235 258H236V260H235ZM241 258H244V259H241ZM246 258H247V261L245 260ZM260 258H261V260H260ZM98 259H101V260L98 261ZM116 259H117V261H116ZM141 259H142V261H141ZM144 259L146 260V262H145ZM149 259H151V260H149ZM154 259H155V261H154ZM157 259H159V262H157L158 261ZM161 259H164V261L161 260ZM176 259H179V260H177V262H176ZM195 259H196V261H199V262L198 263L195 262L194 261ZM199 259H201V261ZM202 259H205V261L202 260ZM206 259H208L210 261H208ZM215 259H216V261H215ZM230 259H231V261H230ZM237 259H238V263H236L237 262ZM248 259H250V261ZM61 260L63 262L65 261V263H62ZM93 260H97L98 263L96 261L93 262ZM110 260H112L113 262L110 263ZM169 260H170V262H169ZM100 261H103L104 263L103 262L100 263ZM137 261H138V263H136ZM227 261H228V263H227ZM261 262H263V263H261Z\"/></svg>",
  "mask_w": 264,
  "mask_h": 264
},
{
  "label": "bare ground",
  "instance_id": "bare-ground-1",
  "mask_svg": "<svg viewBox=\"0 0 264 264\" xmlns=\"http://www.w3.org/2000/svg\"><path fill=\"white\" fill-rule=\"evenodd\" d=\"M183 2V4L182 5H187V4H190V5H187L188 7V9H190V11H191V13H193L192 15H193V17H194V22H195V26H196V28L198 29V30H201L202 29V25L205 23V21L207 20V18L208 17H210L211 18V16H214V12H213V10L215 9L214 8V1H213V3L212 2H210V1H208V0H205V1H203V2H200L199 0L197 1V0H179V2ZM84 2V1H83ZM86 3V2H85ZM84 3V4H85ZM103 3H104V1H103ZM200 3L201 4H203L201 7H199L200 6ZM87 4V3H86ZM217 4V3H216ZM218 5V4H217ZM217 5H215V6H217ZM44 6V5H43ZM43 6H42V8H43ZM116 6V5H115ZM190 6V7H189ZM41 7V6H40ZM112 8V7H111ZM118 8H120V7H118ZM43 9H46L45 7L43 8ZM115 9V8H114ZM212 9V10H211ZM228 9V8H227ZM108 10V9H107ZM116 10V9H115ZM142 10H144V9H141V13H142ZM147 9H145V11H146ZM210 10H211V12H210ZM221 10V9H220ZM229 10V9H228ZM28 11V10H27ZM36 11V13H34V14H32L33 16L34 15H36V14H41L40 13V10H39V12H38V9L37 10H35ZM111 11H113V10H111ZM119 11V10H118ZM132 11V10H131ZM183 11V10H182ZM185 11V10H184ZM187 11V10H186ZM215 11H217V10H215ZM30 12V11H29ZM32 12H34L33 10L31 11V13ZM38 12V13H37ZM46 12H48V11H46ZM46 12H44V13H46ZM107 12V11H106ZM116 12V11H115ZM27 13V12H26ZM50 15H51V17L52 18H54L55 17V15H54V17L52 16V14L50 13V12H48ZM56 13V12H55ZM101 13H104L103 11L101 12ZM114 13V12H113ZM112 13V14H113ZM145 13V12H144ZM144 13H142L143 15H144ZM148 14H149V11L147 12ZM146 13V15L145 16H147L148 14ZM190 12H188V14H189ZM217 13V12H216ZM39 14H38V16H39ZM43 14V13H42ZM106 14V13H105ZM123 14V13H122ZM211 14V15H210ZM47 16H48V14H46ZM58 14L56 13V16H57ZM65 15V14H64ZM111 15V14H110ZM117 15V14H116ZM27 16V15H26ZM38 16H36V17H38ZM42 16H44V15H42ZM112 16V15H111ZM124 16V15H123ZM35 17V18H36ZM40 17V16H39ZM50 16H48V18L46 17V19H49V18H51ZM61 17V16H60ZM118 17V16H117ZM116 17V18H117ZM192 17V18H193ZM214 17H216V16H214ZM219 17V16H218ZM27 18V17H26ZM51 18V20H49L50 22H52V19ZM78 18V17H77ZM80 18V17H79ZM108 18V17H107ZM124 18V17H123ZM45 19V20H46ZM54 19H56V18H54ZM212 19V18H211ZM215 19V18H214ZM35 20V19H34ZM57 20V19H56ZM60 20V19H59ZM68 20V19H67ZM73 20V19H72ZM189 20V19H188ZM210 19H208V21H209ZM39 21H41V19H39ZM39 21H37V23L39 22ZM62 21H64V20H62ZM118 21V20H117ZM34 22V21H33ZM49 22V23H50ZM61 22V21H60ZM66 22V21H65ZM76 22V21H75ZM91 22V21H90ZM113 22V21H112ZM120 22V21H119ZM138 21H134V19L133 20H130L129 21V23L127 24V26H125V27H127V31L128 32H130V33H134V32H137V31H139V27H138V23H137ZM213 22V21H212ZM35 23H36V20H35ZM39 23H41V22H39ZM38 23V24H39ZM44 23V22H43ZM47 23H48V21H47ZM47 23L45 22V24L47 25ZM64 23V22H63ZM67 24L69 23V22H66ZM71 23H73L72 21H71ZM107 23H109V22H107ZM118 23V22H117ZM191 23V22H190ZM208 22H206L205 24H207ZM259 23V22H258ZM262 23V22H261ZM65 24V23H64ZM67 24H65V25H67ZM111 24V23H110ZM141 24V23H140ZM152 23H150V25H151ZM260 24V23H259ZM17 25V24H16ZM34 25V24H33ZM37 24H35L34 26H36ZM50 25V24H49ZM54 25H55V23H54ZM64 25V26H65ZM79 25V24H78ZM88 25V24H87ZM91 25V24H90ZM99 25H101V24H99ZM119 25V24H118ZM117 25V26H118ZM142 25V24H141ZM148 25V24H147ZM154 25V24H153ZM240 25H242V24H240ZM255 25V24H254ZM15 26V25H14ZM33 26V27H34ZM38 26V28H39V25H37ZM37 26H36V28H37ZM45 26V25H44ZM50 26H53V24H51ZM56 26H57V24H56ZM93 26V25H92ZM105 26V25H104ZM107 26H108V24H107ZM107 26H105V27H107ZM110 27H112V25H109ZM116 26V27H117ZM140 26V25H139ZM187 26V25H186ZM186 26H185V29L187 30V28H186ZM190 26H192V24L190 25ZM205 26V25H204ZM207 26V25H206ZM230 26V25H229ZM228 26V27H229ZM253 26V25H252ZM256 27H257V25H255ZM254 26V27H255ZM264 26V25H263ZM43 27V25H41V28ZM60 27V26H59ZM70 27V26H69ZM98 26H96V28H97ZM104 27V28H105ZM115 27V25L112 27V28H114ZM140 27H145L144 25H142V26H140ZM148 27H149V29H150V26H147V30H148ZM157 25H156V30H157ZM161 26H159L158 27V29L160 28ZM214 27V26H213ZM221 27H224V26H221ZM230 27H232V26H230ZM235 27V26H234ZM233 27V28H234ZM249 27V26H248ZM40 28V29H41ZM57 28H58V26H57ZM60 28H62V27H60ZM68 28V27H67ZM66 28V29H67ZM80 28V27H79ZM87 28V27H86ZM95 28V27H94ZM95 28V29H96ZM98 28H100V27H98ZM101 28H103V27H101ZM100 28V29H101ZM146 28V27H145ZM144 28V29H145ZM152 28V27H151ZM155 28V27H154ZM216 28V27H215ZM240 29H242V27H239ZM253 28V27H252ZM259 28H261V27H259ZM20 29V28H19ZM40 29H39V31H40ZM59 29V28H58ZM58 29H56V30H58ZM75 29V28H74ZM73 29V32L75 31ZM78 29V28H77ZM89 29V28H88ZM90 29H91V26H90ZM120 29V28H119ZM163 29V28H162ZM161 29V30H162ZM164 29H166V28H164ZM193 29H195V28H193ZM214 29V28H213ZM217 29V28H216ZM228 29V28H227ZM258 29V28H257ZM38 30V29H37ZM47 30H48V28H47ZM51 30V29H50ZM49 30V31H50ZM64 30V29H63ZM71 30V29H70ZM91 30H93V29H91ZM97 30V29H96ZM104 30V29H103ZM108 30V29H107ZM113 30V29H112ZM112 30L110 31V29L108 30V31H110V32H112ZM155 29H154V33H153V29H151V33H152V35L154 34V36H155V31H156ZM160 30V29H159ZM190 30V29H189ZM223 30V29H222ZM237 30V29H236ZM19 31V30H18ZM38 31V32H39ZM44 31H45V27H44ZM72 31V30H71ZM150 31V30H149ZM158 31V30H157ZM196 31V30H195ZM203 31V30H202ZM213 31V30H212ZM219 31V30H218ZM233 31H234V29H233ZM246 31V30H245ZM251 31L252 32H254L252 29H251ZM262 31V30H261ZM30 32H32V31H30ZM29 31L27 32V34H29L30 33ZM41 32H42V30H41ZM52 32V31H51ZM60 32H61V30H60ZM63 32H65V31H62V33ZM67 32V31H66ZM92 33H93V31H91ZM94 32H95V30H94ZM98 33H99V30L97 31ZM104 32V31H103ZM110 32H109V34H110ZM114 32V31H113ZM148 31H146V33H147ZM198 32V31H197ZM226 32V34H227V31H225ZM18 33V32H17ZM25 33V32H24ZM45 33V32H44ZM49 33V32H48ZM71 33V32H70ZM89 33V32H88ZM119 33V31L117 32V35H119L118 34ZM141 33H144V32H140V36L141 37H144V36H142V35H144V34H141ZM145 33V34H146ZM162 33V32H161ZM191 33V32H190ZM196 33V32H195ZM202 33V32H201ZM209 33V32H208ZM212 33H214V32H212ZM230 33H231V31H230ZM235 33V32H234ZM239 33V32H238ZM247 33H248V31H247ZM53 35L52 36H54V35H56V33L54 34V33H52ZM65 34V33H64ZM67 34H69V33H67ZM82 34V33H81ZM84 34V33H83ZM94 34V33H93ZM102 34V33H101ZM108 34V35H109ZM114 34H116V33H114ZM136 34V33H135ZM156 34H159V33H156ZM164 34V33H163ZM183 34H186V33H183ZM219 34V33H218ZM222 34V33H221ZM232 34V33H231ZM29 35H33L32 33L31 34H29ZM28 35V36H29ZM45 35H47V34H45ZM73 35H74V33H73ZM72 35V36H73ZM78 35V34H77ZM79 35H80V33H79ZM85 35V34H84ZM90 35V34H89ZM96 35H98L97 33H96ZM112 35V34H111ZM123 35V34H122ZM151 35V36H152ZM160 35V34H159ZM166 35V34H165ZM189 35V34H188ZM192 35V34H191ZM190 35V36H191ZM199 35V34H198ZM197 35V36H198ZM201 35V34H200ZM209 36L211 35V34H208ZM251 35V34H250ZM26 36V35H25ZM27 36V37H28ZM34 36V35H33ZM40 36H41V34H40ZM39 33H38V36H37V34H36V36L35 37H37L36 38V40L38 41L39 39ZM52 36H50V37H52ZM88 36V35H87ZM94 36H95V34H94ZM93 36V37H94ZM101 36V35H100ZM106 36V35H105ZM113 36V35H112ZM111 36V37H112ZM146 36H147V34H146ZM145 36V37H146ZM153 36V37H154ZM157 36V35H156ZM172 36H173V34H172ZM171 36V37H172ZM181 36V38L183 37V39L185 38L184 36H182V35H180ZM193 36V35H192ZM191 36V37H192ZM202 36V35H201ZM214 36V35H213ZM219 36V35H218ZM217 36V37H218ZM224 36V35H223ZM226 36V35H225ZM232 36H234V39H235V35L233 34ZM23 38H24V35L22 36ZM32 37V36H31ZM60 37L62 38V36H58L57 38H56V36H55V38L56 39H60ZM70 37H71V34H70ZM80 37V36H79ZM83 37V36H82ZM90 37H91V35H90ZM107 37V36H106ZM115 38L117 37V36H114ZM113 37V38H114ZM122 37V36H121ZM152 37V38H153ZM167 37H169V36H167ZM203 37H204V34H203ZM206 37V36H205ZM216 37V38H217ZM237 38H238V35L236 36ZM240 37H242V35H240L239 36V38ZM250 37V39H247V41L246 42H249V41H251V36H249ZM253 37H255V36H253ZM260 37V36H259ZM264 37V36H263ZM17 38V37H16ZM41 38V37H40ZM44 38V37H43ZM64 38H67V37H64ZM63 38V39H64ZM73 38V37H72ZM88 38V37H87ZM92 38V37H91ZM98 38H100V37H96V39H98ZM110 38V37H109ZM114 38V39H115ZM123 38V37H122ZM129 38V37H128ZM138 38V37H137ZM148 38V37H147ZM151 38V37H150ZM155 38V37H154ZM153 38V39H154ZM163 38V37H162ZM161 38V39H162ZM197 38V37H196ZM207 38V37H206ZM248 38V37H247ZM261 38V37H260ZM28 39V38H27ZM31 39V38H30ZM34 40H35V38H33ZM63 39H61V41H63ZM85 39H86V35H85ZM120 39V38H119ZM132 39V38H131ZM135 39V38H134ZM142 39V38H141ZM169 39V38H168ZM171 39V38H170ZM187 39H189V38H187ZM187 39L185 40V41H187ZM192 39V38H191ZM201 40L199 41V46H200V48L199 49H202L203 47H205V49L208 47V45H206V41H205V39H203V38H200ZM219 39V38H218ZM220 39H221V37H220ZM222 39H225V37L224 38H222ZM227 39H228V37H227ZM244 39H246V38H243L242 40H244ZM254 39V38H253ZM252 39V40H253ZM257 39V38H256ZM32 40V39H31ZM51 40V39H50ZM54 40V39H53ZM66 40H68V39H66ZM99 40V42H100V39H98ZM104 40V39H103ZM116 40V39H115ZM138 40V39H137ZM160 40V39H159ZM158 40V41H159ZM210 40V39H209ZM231 40L232 41H234L232 38H231ZM237 40V39H236ZM239 40V39H238ZM26 41V40H25ZM33 41V40H32ZM43 41V40H42ZM58 41H60V40H58ZM58 41H56L55 40V44H57V42ZM60 41V42H61ZM97 41V40H96ZM95 41V42H96ZM149 41V40H148ZM157 41V40H156ZM156 41H154V42H156ZM163 41V40H162ZM164 41H166V40H164ZM168 41V40H167ZM170 41V40H169ZM168 41V42H169ZM182 41V40H181ZM190 41V40H189ZM256 41V40H255ZM258 41V40H257ZM259 41H260V39H259ZM39 42V41H38ZM65 42H67V41H65ZM104 42H105V40H104ZM119 42V41H118ZM145 42H146V40H145ZM161 42V41H160ZM183 42V41H182ZM191 42V41H190ZM221 42V41H220ZM230 42V41H229ZM244 42V41H243ZM241 43V44H243L244 46H246V45H248V43L245 45L244 43ZM253 42V44H254V41H251V43ZM26 43V42H25ZM34 43V42H33ZM36 44H38L37 42H35ZM53 43V42H52ZM59 43V42H58ZM147 43V42H146ZM151 43V42H150ZM159 42H157V43H155L156 45L158 44ZM173 43V42H172ZM218 43V42H217ZM227 43H228V40H227ZM234 43V42H233ZM237 43V42H236ZM239 43V42H238ZM251 43H249V44H251ZM261 43H262V40H261ZM40 44V43H39ZM60 44V43H59ZM119 44V43H118ZM131 44V43H130ZM145 44V43H144ZM152 44V43H151ZM162 44V43H161ZM164 44H166V43H164ZM171 44V43H170ZM208 44V43H207ZM216 44V43H215ZM257 44H258V42H257ZM256 44V45H257ZM66 46H67V44H65ZM69 45V44H68ZM88 45V44H87ZM147 45V44H146ZM172 45V44H171ZM183 45V44H182ZM190 45V44H189ZM222 45V44H221ZM235 45V44H234ZM43 46V45H42ZM64 46V44H62V46L61 47H63ZM139 46V45H138ZM142 46V45H141ZM140 46V47H141ZM145 46V45H144ZM144 46H142V47H144ZM149 46H151V45H149ZM164 46V45H163ZM163 46H161V50H163L165 47H167V46H164V48H163ZM176 46V44L174 45V47ZM192 46H194V45H192ZM243 46V47H244ZM250 46V45H249ZM245 47V49L246 48H249L248 50L249 51H247V52H251L250 50V47ZM36 47V46H35ZM55 47V46H54ZM157 48H156V50L158 49V52L157 53H159V48H158V46H156ZM170 47V46H169ZM180 47V46H179ZM229 47V46H228ZM232 47H234V46H232ZM242 47V46H241ZM254 47H258V46H254ZM39 48V47H38ZM42 48V47H41ZM44 48V47H43ZM57 48V47H56ZM60 48V47H59ZM121 47L118 45V49H120ZM151 48V47H150ZM153 48V47H152ZM154 48H155V46H154ZM195 48V47H194ZM194 48H192V49H194ZM213 48V47H212ZM222 48H224L223 46H222ZM235 48V47H234ZM239 48H240V44H239ZM58 49V48H57ZM122 49V48H121ZM166 49V48H165ZM217 49V48H216ZM226 48H224V50H225ZM244 49V48H243ZM242 49V50H243ZM252 49H254V48H252ZM40 50V49H39ZM44 50V49H43ZM54 50V49H53ZM60 50H62L61 48H60ZM74 50V49H73ZM117 50V49H116ZM167 50H168V47H167ZM172 50V49H171ZM171 50H168V51H170V52H168V53H172L171 52ZM195 50V49H194ZM203 50V49H202ZM240 50V49H239ZM240 51V52H243V51ZM247 50V49H246ZM55 51H57L56 49H55ZM72 51V50H71ZM71 51L68 53V54H71ZM145 51V50H144ZM144 51H142V52H144ZM153 51V50H152ZM152 51L150 52V54L152 53ZM165 52H166V50H164ZM173 51H175V50H173ZM179 51V50H178ZM200 51V50H199ZM206 51V50H205ZM205 51H204V53H205ZM208 51V50H207ZM227 51V50H226ZM228 51H230V50H228ZM233 51H236V49L234 50L233 49ZM232 51V52H233ZM58 52V51H57ZM62 52H64V50L62 51ZM115 52V51H114ZM141 52V53H142ZM147 52H149V51H147ZM180 52V51H179ZM178 52V53H179ZM216 52V51H215ZM239 52V51H238ZM240 52H239V54H240ZM247 52H245V53H247ZM259 52V51H258ZM45 53V52H44ZM44 53H43V55H44ZM46 53H48V52H46ZM45 53V54H46ZM53 53H54V51H53ZM56 53V52H55ZM61 53V51H59V54H57L58 55V57H60L61 59H66V62H70V64H71V60L70 59H68V60H70V61H67V58H69V57H67V58H62V55H66V54H60ZM67 53V52H66ZM75 53V52H74ZM144 53H146V52H144ZM143 53V54H144ZM157 53H155L154 54V51H153V56L155 55H157ZM176 54H177V52H175ZM193 53V52H192ZM222 53H225L224 51L222 52ZM227 53V52H226ZM237 53V52H236ZM244 53V52H243ZM243 53H241L242 55H243ZM49 54V53H48ZM163 54V53H162ZM174 54V53H173ZM172 54V55H173ZM191 54V53H190ZM194 54V53H193ZM262 54V53H261ZM264 54V53H263ZM47 55V54H46ZM50 55V54H49ZM53 55V54H52ZM74 55V54H73ZM146 55V54H145ZM148 55V54H147ZM159 55V54H158ZM172 55L170 56H168V57H172ZM197 55H198V53H197ZM197 55H195V56H197ZM206 55V54H205ZM223 55H226V54H223ZM242 55H240V56H242ZM250 55V54H249ZM251 55H252V53H251ZM45 56V55H44ZM68 56V55H67ZM71 56H72V54H71ZM76 56V55H75ZM74 56V57H75ZM154 56V57H155ZM160 56V55H159ZM163 56V55H162ZM174 56H175V54H174ZM174 56L171 58L172 59V61H173V58H174ZM178 56V55H177ZM191 56V55H190ZM200 56V55H199ZM229 56H230V54H229ZM248 56V55H247ZM66 57V56H65ZM142 57V56H141ZM164 58L163 59H165V55L163 56ZM167 57V56H166ZM180 57V56H179ZM178 57V58H179ZM182 57V56H181ZM192 57H194V56H192ZM198 57V56H197ZM233 57V56H232ZM236 57V56H235ZM257 57V56H256ZM255 57V58H256ZM260 57V56H259ZM258 57V58H259ZM47 58H48V55H47ZM52 58H53V56H52ZM127 58V57H126ZM132 58V57H131ZM146 58V57H145ZM177 57L175 56V58L174 59H176ZM195 58V57H194ZM238 58V57H237ZM242 58V57H241ZM244 58V57H243ZM242 58V59H243ZM246 58V57H245ZM257 58V59H258ZM49 59V58H48ZM51 59V58H50ZM50 59H49V63H51L50 62ZM59 59V58H58ZM57 59V60H58ZM60 59V60H61ZM72 59V58H71ZM75 59H76V57H75ZM74 58L72 59V60H75ZM125 59V58H124ZM130 59V58H129ZM153 59V61H154V58H152ZM151 58H150V60H152ZM155 59H156V57H155ZM157 59H158V57H157ZM156 59V60H157ZM167 59H169V58H166L165 59V61H166V63L167 64H169L170 65V61H168ZM196 59V58H195ZM199 59H200V57H199ZM226 59H228V58H226ZM234 59V58H233ZM240 58H238V60H239ZM33 60V59H32ZM59 60V61H60ZM77 60V59H76ZM127 60V59H126ZM132 60V59H131ZM130 60V61H131ZM155 60V61H156ZM159 60V59H158ZM158 60H157V62H158ZM161 61L160 62H162V65L164 66V63H163V60H162V58L160 59ZM202 60H207V59H202ZM245 60V59H244ZM243 60V61H244ZM259 60V59H258ZM258 60L256 61L257 62V65H258ZM261 60V59H260ZM259 60V61H260ZM262 60H264V59H262ZM261 60V61H262ZM30 61V60H29ZM36 61V60H35ZM38 61V60H37ZM43 61H45V63H46V60H43ZM51 61H54V60H51ZM62 61V60H61ZM60 61V62H61ZM78 61V60H77ZM115 61V60H114ZM124 62H125V60H123ZM123 61H121L120 63H122ZM130 61H128V62H130ZM136 60H134V62H135ZM176 61V60H175ZM181 61V60H180ZM198 61V60H197ZM208 61V60H207ZM218 61V60H217ZM224 61V60H223ZM233 60H231V62H232ZM236 61V60H235ZM28 62V61H27ZM26 62V63H27ZM32 62H34V61H32ZM127 62V61H126ZM125 62V63H126ZM149 62H151V61H149ZM157 62H153L154 64L156 63V64H158ZM170 62V63H169ZM174 62V61H173ZM173 62H172V64H173ZM227 63L228 62H230V61H226ZM230 62V63H231ZM241 62H242V60H241ZM245 62H246V60H245ZM244 62V63H245ZM254 62H255V60H254ZM44 63V64H45ZM48 63V62H47ZM54 63V62H53ZM57 63V62H56ZM76 63V62H75ZM117 63V62H116ZM119 63V62H118ZM124 63V64H125ZM132 63V62H131ZM176 63H177V61H176ZM190 63V62H189ZM207 63V62H206ZM213 63V62H212ZM212 63H211V65H212ZM233 64H235L234 63V61L232 62ZM243 63V62H242ZM241 63V64H242ZM262 63V62H261ZM36 64H39V66L41 67V65L40 64H42V63H36ZM55 64V63H54ZM69 64V65H70ZM113 64V63H112ZM111 64V65H112ZM128 64V63H127ZM130 64V63H129ZM149 64V63H148ZM152 64V63H151ZM154 64H152V66H151V70H153L154 71ZM192 64V63H191ZM191 64H190V66H191ZM229 64V63H228ZM233 64H231V65H233ZM263 64H264V61H263ZM262 64V65H263ZM34 65V64H33ZM52 65V64H51ZM60 65V64H59ZM75 65V64H74ZM77 65V64H76ZM80 65V64H79ZM83 65V64H82ZM82 65H81V67H82ZM89 65V64H88ZM117 65V64H116ZM119 65V64H118ZM126 65V64H125ZM144 65V64H143ZM174 65V64H173ZM172 65V67H174ZM176 65V64H175ZM178 65V64H177ZM210 65V64H209ZM220 65H221V63H220ZM239 65H240V62H239ZM238 65V66H239ZM243 65V64H242ZM254 67H255V65H254V63L252 64ZM25 66V65H24ZM30 66H32V65H30ZM38 65H37V67H39ZM42 66H43V64H42ZM45 66V65H44ZM53 66H55V65H53ZM68 66V65H67ZM85 67H86V65H84ZM83 66V67H84ZM123 66V65H122ZM128 66V65H127ZM126 66V67H127ZM133 66H134V64H133ZM132 65H131V67H129V68H131V70H132V67H133ZM145 66V65H144ZM160 66V65H159ZM162 66V67H163ZM198 66H199V64H198ZM201 66V65H200ZM222 66V65H221ZM236 66V65H235ZM234 66V67H235ZM253 66H250V67H252L253 68ZM260 66V65H259ZM47 67L49 68V66L47 65ZM46 67V68H47ZM56 67H58V65L56 66ZM55 67V68H56ZM62 67H64V66H62ZM111 67V66H110ZM142 67V66H141ZM156 67H157V65H156ZM165 67V66H164ZM163 67V68H164ZM170 67V66H169ZM227 67V66H226ZM233 67V68H234ZM257 67V66H256ZM45 68V67H44ZM60 67H58L57 69H56V71L57 70H60L59 69ZM65 68V67H64ZM63 68V69H64ZM67 68V67H66ZM69 68V67H68ZM80 68V67H79ZM79 68H76V69H78V71H80V69ZM113 68H115L116 70H120V69H118L117 68V66L115 67H113ZM122 68V67H121ZM125 67H123V69H124ZM136 68V67H135ZM140 67H138V69H139ZM145 68V67H144ZM147 68H148V66H147ZM165 68H168V66L166 65V67ZM164 68V69H165ZM260 67H257V69H259ZM262 68V67H261ZM34 69V68H33ZM39 69V68H38ZM52 69V68H51ZM71 69V68H70ZM70 69H67L66 71L68 72ZM83 69V68H82ZM86 69V68H85ZM91 69H95V68H91L90 66H89V71L91 70ZM99 69V68H98ZM97 69V70H98ZM115 69H114V71H115ZM125 69H128V67L127 68H125ZM134 69V68H133ZM137 69V68H136ZM137 69V70H138ZM141 69V68H140ZM159 70V69H161L160 67L158 68H156L155 70ZM218 69H219V67H218ZM226 69H228V68H225V70ZM230 69H232V68H230ZM239 69H240V67H239ZM12 70H14V68L12 69ZM18 70V69H17ZM19 70H21V68H19ZM18 70V71H19ZM36 70V69H35ZM45 70H47V69H44V71ZM49 70V69H48ZM47 70V71H48ZM55 70V69H54ZM84 70V69H83ZM88 70V69H87ZM112 70V72H114L113 71V69H111ZM128 70H130V69H128ZM136 70V71H137ZM146 70H149V68L148 69H146ZM145 70V71H146ZM166 71H167V69H165ZM168 70L170 71V69L168 68ZM174 70H175V68L173 69V72H174ZM177 70V69H176ZM175 70V71H176ZM208 70V69H207ZM238 70V69H237ZM249 70H251V69H248V72H249ZM17 71V72H18ZM23 71V70H22ZM22 71H19V72H22ZM37 71V70H36ZM40 71V70H39ZM41 71H43V70H41ZM40 71V72H41ZM52 71H53V69H52ZM52 71L50 72V74L52 73ZM72 71H74V70H72ZM72 71H71V73H72ZM77 71V70H76ZM75 71V74H77V72ZM86 71V70H85ZM88 71V72H89ZM133 71V70H132ZM140 71V70H139ZM139 71H137L138 72V74L136 73V75H135V71L134 72H131V76L133 75L132 73H134V77H136V76H138L139 74H140V76H138V77H140V79H142V78H144V79H148V74H146V72H144V69H142V71H140V72H142V73H140ZM166 71H164V72H162V70H159V72H160V75H161V73L164 75L165 74V72ZM194 71H196V70H194ZM211 71V70H210ZM228 71H229V69H228ZM252 71V73L254 72V71H256V68L254 69V71L253 70H251ZM260 71V70H259ZM261 71H262V69H261ZM15 72V71H14ZM55 72V71H54ZM53 72V73H54ZM61 72H62V70H61ZM60 72V73H61ZM130 72V71H129ZM155 72V71H154ZM154 72H152V73H154ZM172 71H170V73H171ZM205 72V71H204ZM47 73V72H46ZM56 73V72H55ZM54 73V74H55ZM79 73H81V72H79ZM79 73L77 74L78 76V78H76V79H78V81L80 80L79 78ZM115 73V72H114ZM151 73V72H150ZM151 73V75H154V74H152ZM156 73V72H155ZM169 74V72L167 71L166 72V74ZM251 73V77L252 76H254L253 74ZM256 73H257V71L255 72V76H257L256 75ZM16 73H14V75H15ZM44 74H45V72H44ZM73 75V76H76V75ZM87 74H89V73H87ZM90 74H94V73H92V71L90 72ZM141 74H146L148 77H146L145 78V76L144 77H142L141 76ZM157 74H158V72H157ZM157 74L156 75H154V78H156V77H159V75L157 76ZM168 74L166 75V76H168ZM173 74V73H172ZM257 74H259V73H257ZM260 74H262V73H260ZM259 74V75H260ZM17 75V74H16ZM22 75V74H21ZM66 75H67V73H66ZM65 75V73H64V75H61L60 74V76H56L55 77V79L57 78L58 80H59V82H65L67 79H70V78H72V77H70V78H67V76ZM68 75H71V74H68ZM81 75H85L86 77L84 78V79H88V77H87V75L86 74H84V73H82ZM150 75V74H149ZM174 75V74H173ZM204 75V74H203ZM23 76V75H22ZM34 76V75H33ZM128 77H130V74L129 75H127ZM156 76V77H155ZM165 76V75H164ZM163 76V77H164ZM170 76H171V74H170ZM177 76H179V75H177ZM202 76V75H201ZM208 76V75H207ZM247 76V75H246ZM18 77H19V75H18ZM31 77H32V75H31ZM36 77V76H35ZM34 77V78H35ZM40 77H42V76H39V78ZM82 78H83V76H81ZM151 77H153V76H151ZM161 78H162V75L160 76ZM174 77V76H173ZM173 77H170L171 78V81H173L174 80V78ZM183 77V76H182ZM205 77V76H204ZM230 77V76H229ZM247 77H250V75H248ZM262 77V76H261ZM260 77V78H261ZM21 78V77H20ZM33 78V77H32ZM45 78V77H44ZM43 78V79H44ZM107 78L108 77H103L102 79H106V81H107ZM115 78V77H114ZM120 78V77H119ZM124 78V77H123ZM131 78V77H130ZM169 78V77H168ZM187 78V77H186ZM198 78H199V76H198ZM201 78V77H200ZM216 78V77H215ZM252 78H254V77H252ZM257 78L258 77H256V80H257ZM263 78V77H262ZM36 79V78H35ZM47 80L49 79V78H46ZM53 79V78H52ZM55 79H53V80H55ZM75 79V80H76ZM111 79H113V78H111ZM129 79V78H128ZM150 79V78H149ZM165 79H166V77H165ZM164 79V80H165ZM173 79V80H172ZM181 77H180V80H179V78L178 79H176V80H178V81H181ZM219 79V78H218ZM221 79V78H220ZM248 79V78H247ZM250 79V78H249ZM248 79V81H250ZM41 80H42V78H41ZM47 80H46V82H47ZM95 79H93V81H94ZM152 80L155 82V80L152 78ZM151 80V81H152ZM162 80V79H161ZM184 80H185V78H184ZM188 80H189V77H188ZM209 80V79H208ZM229 80V79H228ZM253 80H255V78L253 79ZM264 80V79H263ZM38 81V80H37ZM77 81V80H76ZM92 81V80H91ZM96 81V80H95ZM104 81V80H103ZM141 81H144V80H141ZM147 81V83L148 82H150L149 80H146ZM146 81H144L145 83H146ZM157 81V80H156ZM175 81V80H174ZM201 81V80H200ZM224 81V80H223ZM223 81H221V82H223ZM244 81V80H243ZM43 82H45V80L43 81ZM53 82H55V81H53ZM154 82L152 83V84H154ZM160 81H158V83H159ZM166 82H168V81H166ZM182 82V81H181ZM203 82V81H202ZM207 82V81H206ZM220 82V83H221ZM225 82V81H224ZM56 83V82H55ZM57 83H58V81H57ZM56 83V84H57ZM101 82H93V84L91 85V84H89V86L91 85V86H96L97 87V85L99 84V86L101 85L100 84ZM146 83V84H147ZM163 83H165V82H163ZM170 83V82H169ZM172 84H173V82H171ZM176 83V82H175ZM187 82H183V84H186ZM191 83H193L192 81H191ZM208 83V82H207ZM212 83H213V81H212ZM226 83H227V81H226ZM226 83L224 84V85H226ZM243 83V82H242ZM47 85H48V83H46ZM60 85L62 84V83H59ZM58 84V86H56V87H59L60 85ZM65 84V83H64ZM69 84H70V82H69ZM74 84V83H73ZM82 84V83H81ZM81 84H79V87L81 86V88H84V86H82ZM149 84V83H148ZM151 84V82H150V85H152ZM160 84H162V82L160 83ZM167 84V83H166ZM183 84H180L179 86H181V85H183ZM194 84V83H193ZM197 84V83H196ZM204 84V83H203ZM202 84V86H205V85H203ZM206 84V83H205ZM211 84V83H210ZM215 84V83H214ZM228 84V83H227ZM45 85V84H44ZM49 85L51 86V84L49 83ZM52 85H54V84H52ZM76 85H77V82H76ZM110 85V84H109ZM157 85L158 84H156V86H154V87H157ZM165 84H163V87H161V88H165L166 86H164ZM177 85V84H176ZM188 85H192V84H188ZM209 85V84H208ZM213 85V84H212ZM222 85H223V83H222ZM224 85H223V87H224ZM64 86V85H63ZM74 86V85H73ZM88 86V85H87ZM91 86H90V88L88 89V90H91V89H93V88H91ZM119 86V85H118ZM136 86V85H135ZM135 86H134V88H135ZM169 86H170V84H169ZM169 86H167V87H169ZM174 85H172V86H170V87H173ZM178 85H177V87H178V89L180 88ZM194 86H195V84H194ZM193 86V88H195ZM220 86V85H219ZM239 86V85H238ZM11 87V86H10ZM51 87H53V86H51ZM68 87V90H69V87L70 86H67ZM78 87V88H79ZM106 87V86H105ZM116 87V86H115ZM146 87H147V85H146ZM150 87H152V86H150ZM150 87H149V89H150ZM184 87V86H183ZM197 88H198V85L196 86ZM205 87H207V86H205ZM211 86L209 85V88H210ZM213 87V86H212ZM214 87H215V85H214ZM221 87V86H220ZM220 87H219V89H220ZM226 87V86H225ZM47 88V87H46ZM73 88V87H72ZM76 88H77V86H76ZM78 88H77V90H78ZM86 88V90H87V88L88 87H85ZM119 88V87H118ZM175 88V86L173 87V89ZM187 87H185V89H186ZM189 88H190V86H189ZM192 88V87H191ZM190 88V90H192ZM203 88V87H202ZM222 88V87H221ZM32 89V88H31ZM60 89V88H59ZM65 89H67V88H65ZM117 89V88H116ZM157 89V88H156ZM156 89H155V91H156ZM165 89H167V91H168V93L169 92H171L172 90L170 89V90H168V88H165ZM184 88H182V90L184 91V93H182L181 92V90H180V94L178 95V93L177 92H179V90H175L176 91V93L174 94V90H173V92H171V94H168L167 93V91L165 92V93H167L168 94V98H167V96H165L164 95V97H166L167 98V100L165 101L164 100V97H163V95H161L162 93H164V92H162V91H164V90H161V94H159V95H161L162 97H160V96H158V95H155V97H160V100H159V102H162V100H164L163 102H166V104L168 105V107L169 108H167V107H165V106H163V107H165V108H167L168 110V112L166 111V113H164V114H166L164 117H169V118H167V120H169L168 122H163L162 120H165V119H163V116L162 115H164V114H162V115H159L160 117H159V119L160 118H162V120L160 119V120H158V118H157V120L158 121H161V122H163L162 124L159 122V124H155V122L156 123H158L157 121H153V119L150 117V116H145V117H147L146 118V120H144V122L142 123V125L140 126V127H136V128H134V127H131V126H126L125 124H128L129 123V121H128V123H126L125 121L127 120H125V118L122 116V117H120V118H122V120H124V122H123V125L121 126L120 125V127L118 126V124H117V126L115 125L116 123H118L119 122V120H116V117L118 118L119 117V115L117 116V115H115V113H113V115H115V122L116 121H118V122H114V121H112V122H114V123H108L109 125H105V123H103V127H101V124H100V122L99 121H97V123L99 122V124H96L95 122H93V121H91L90 119H88V117L86 116V114L85 113H83V112H81V110H82V104L83 103H81V102H79V103H81V105H79V106H81L80 108V112L78 111V112H76L75 110H74V113H72V112H70V114L71 115H65L66 116V118H65V116H64V118H62V116L60 117V118H58V120L60 119L61 120V118L62 119H64V122H66V126H68V129H69V131L71 132V133H80V132H84V131H89V132H95V138H92V139H88V140H86L85 138H84V136L83 137H81V135H80V137L82 138V139H85V141L84 142H87V143H85V146H83L84 144L81 142V144H83V145H81V146H83L84 148V150H83V152H85V154H87L86 153V148L85 147H87L86 145H92L93 144V142L95 141V140H99L100 142H103V143H105L106 145L105 146H99L98 148H93L92 146H91V148H93L94 149V153L95 154H100V156L102 155V158L105 160V161H107V163H106V165L109 167V169L108 170H110L111 169V166H113L114 168L116 167V166H119V165H122V166H120L121 167V170H123L122 171V174L124 173V167H123V165H129V166H136L137 164H138V162H139V157L135 154V152H139V151H141L142 152V150H147L148 152L151 150V149H153L155 146H156V144L157 145H159V147H161V149H162V155H163V158H165V161H166V163H167V166H168V168H169V170H170V172L174 175V176H176L178 179H180V180H182L183 182H186V184H187V187H185L186 188V190L184 189V193L185 194H182L181 192L180 193H176L175 192V190L173 189V187H170V188H168L165 192H164V196L165 197H169V198H167V199H169V200H158V201H156L154 204L153 203H151V206H148L147 207V213H145V214H147V215H145L144 214V212H142L141 210H139L140 212H142L141 214H140V212H139V214L141 215V216H139L138 214H137V216H138V218L141 220V219H143V221L142 222H140V223H138V220H136L135 219V212H134V215L133 214H131V215H133L134 216V218H132L131 219V222H126L125 223V227L126 228H129V230L131 229V231H132V229H135L136 227H138V229H142V228H144V229H146L147 231H148V233L150 234V236L152 237V235H154L153 234V231H156V230H161V231H169V229L171 228L172 229V226H173V229H174V227L176 228L177 226H180L179 228H183V230H181V231H185L186 229H190L191 230V228H192V226H193V224L194 223H196V224H200V226L199 225H197V226H199L201 229H198L199 231H202L203 232V230L202 229H206L208 226H210V224H212L213 225V223L215 222V219L213 220V218H215V216H217L216 217V220L218 219L219 220V223L221 222V219H222V215L221 214H223V212L224 211H222V213H220V211L219 212H217L216 210V208H215V206L212 204V202L214 203L215 201H212L211 199L212 198H210L209 199V193L210 192H207V191H209V189L208 188H205L204 187V185H207V187H208V184L210 185V184H212V185H214L215 186V184L217 185V183H218V179H220V178H218L217 180L214 178V180H213V177H211L212 175V172H210V168H212V167H215V168H212V170H213V173H214V169H216V168H218L219 170H220V172H222V174H224V175H226L227 176V174H230V176L232 175L234 178V181L235 180H237L236 178H238V179H243V181L246 179V177H248V179H247V181H248V183L251 181H253V182H255V184H257V182L259 183V184H261V185H264V183L263 182H261L262 180L264 181V175L262 176V177H260V173H259V176H258V174L256 175V174H254V176L257 178V176L259 177V180H257V181H255V179H252V180H250L251 178H253L254 176H253V174L252 173H255V172H252L253 171V169L256 167V169H259V170H257V171H259L260 172V170H262V173L264 172V129H262V128H257V127H254L253 126V124H252V121L250 120H248V119H246V118H244V119H246L245 121H241V119H240V121L242 122L241 124H237V125H235L236 124V122H235V117L237 116V114H240L241 112H243V111H245L247 108H248V106H250L251 105V103H258V97L256 96V95H254L253 94V92L251 93V91L250 92H248V91H241L242 89H239V91H241L240 93H239V96L240 97H238V98H241V100H239L238 102H236L237 104H230V103H233V102H229V101H226V102H224V101H221V100H218L217 102H215V103H210V105L211 104H216L215 106H217L216 107V109H217V114H216V116H215V121L212 123V124H210L209 122H205V121H200V120H202V119H199L198 117H200V118H204V116L206 117V114L208 115V113H207V110L204 108L203 109V107L205 106V104L208 102V100H206V102L204 101V99H202V101L204 102V105L202 104V103H197L196 101L198 100H195L194 101V99H196V97L195 98H192L191 100H192V102H191V100L189 101V100H187L188 98H190L191 97V95H190V97H186V95H183V94H186V93H190V91H188L189 89H187V92H186V90H185ZM196 89V88H195ZM200 89V88H199ZM211 89V91H212V89H214V91L213 92H215L216 90H215V88H210ZM234 89V88H233ZM251 89V88H250ZM254 89H258V88H254ZM260 89V88H259ZM26 90V89H25ZM52 90V89H51ZM73 90H74V88H73ZM80 90V89H79ZM84 90V89H83ZM85 90V91H86ZM94 90V89H93ZM121 90V89H120ZM120 90H118V91H120ZM124 90H126V89H124ZM128 90V89H127ZM127 90H126V92H127ZM131 90V89H130ZM153 90V87H152V89H151V91ZM157 90H159V88L157 89ZM160 90H159V92H160ZM202 89H200V91H201ZM244 90V89H243ZM253 90V89H252ZM262 90V89H261ZM15 91V90H14ZM32 91H34V89L32 90ZM66 91V90H65ZM85 91L83 92V91H81L82 92V94L83 93H85ZM135 91H136V88H135ZM196 91H198V90H195V92ZM199 91V92H200ZM209 91V90H208ZM207 90H206V92H208ZM210 91V92H211ZM221 91V90H220ZM222 91H223V89H222ZM16 92V91H15ZM25 92V91H24ZM69 92V91H68ZM67 92V93H68ZM71 92V91H70ZM72 92H74V91H72ZM71 92V93H72ZM80 91H78V93H79ZM90 92V91H89ZM89 92H87V93H89ZM103 92V91H102ZM108 92V91H107ZM125 92V93H126ZM131 92V91H130ZM153 92V91H152ZM157 92V91H156ZM156 92H154L155 94H156ZM159 92H157V93H159ZM186 92V93H185ZM195 92H191L192 94L193 93H195ZM199 92L197 93L198 95H199ZM203 92H205L204 91V89H203V91H201V93H203ZM210 92H208V95H210L211 93ZM212 92V93H213ZM234 92V91H233ZM256 92V91H255ZM39 93V92H38ZM48 93V92H47ZM52 93H53V91H52ZM77 93V92H76ZM77 93V94H78ZM87 93H86V95H87ZM105 93V92H104ZM124 93V94H125ZM210 93V94H209ZM237 92H236V94H238ZM258 93V92H257ZM10 94H12V93H10ZM23 94V93H22ZM43 94V93H42ZM81 94V95H82ZM119 94H120V92H119ZM132 94H134L133 92H132ZM137 94V93H136ZM136 94H134V96L133 95H131V96H133L134 97V101L136 100L135 99V96H136ZM152 94V93H151ZM196 94V95H197ZM213 94H219V93H213ZM235 94V93H234ZM256 94V93H255ZM12 95H14V94H12ZM12 95H10L11 96V98H13V99H15L14 97H12ZM16 95V94H15ZM39 95H40V93H39ZM79 96L78 95V97L79 98H77V100L79 99L80 101H81V98L80 97H82V96ZM126 95V94H125ZM140 95V94H139ZM220 95H222V93L220 94ZM18 97H19V94L17 95ZM21 96V95H20ZM25 96V93L23 94V97ZM45 96H48V95H44V96H42L43 97V99H45L44 97ZM52 96H55V94L53 95H51V97ZM98 96H99V92H98ZM101 96V95H100ZM99 96V97H100ZM108 96V95H107ZM153 96V95H152ZM193 96V95H192ZM199 96H201L202 98H204L203 97V94H200ZM224 96V95H223ZM234 96V95H233ZM23 97H22V99H23ZM26 97V96H25ZM50 97V98H51ZM60 97H62L61 95L59 96V99H58V102L59 101H61L62 99H64V97L61 99ZM69 97V96H68ZM85 97V96H84ZM103 97H106V95H102V97H100V98H103ZM122 97V96H121ZM126 97H127V95H126ZM140 97V96H139ZM151 97V96H150ZM154 97V98H155ZM210 97H212V94L210 95ZM213 97H216V95L215 96H213ZM218 97V96H217ZM41 98V97H40ZM50 98H48L49 100H47V103L51 100ZM70 99H72V102L74 101L73 100V98H71V97H69ZM68 98V102L70 103V99ZM76 98V97H75ZM97 98V97H96ZM111 98V97H110ZM131 98V97H130ZM141 98V97H140ZM145 98H146V96H145ZM151 98H153V97H151ZM153 98V99H154ZM162 98V99H161ZM207 98H209L208 96H207ZM219 98V97H218ZM218 98H214L215 100L214 101H216V99H218ZM234 98V97H233ZM236 98H237V96H236ZM237 98V99H238ZM17 99V98H16ZM15 99V100H16ZM39 99V98H38ZM43 99H41V100H43ZM61 99V100H60ZM66 99V98H65ZM65 99H64V101H65ZM106 99V98H105ZM105 99H103V101H101V102H103V105H105L104 103L106 102V101H104ZM109 99V98H108ZM152 99V100H153ZM156 99V98H155ZM158 99V98H157ZM200 100H201V98H199ZM206 99V98H205ZM220 99H222L221 97H220ZM237 99H234V100H237ZM15 100H14V102H15ZM19 100V99H18ZM28 98H26V102H28ZM46 100V99H45ZM70 100V101H69ZM78 100V101H79ZM98 100V99H97ZM107 100V99H106ZM139 100V99H138ZM141 100V99H140ZM212 100H213V98H212ZM7 101V100H6ZM30 101V100H29ZM63 101V102H64ZM78 101L76 102V99H75V104H77L78 103ZM96 101V100H95ZM111 101V100H110ZM109 101V102H110ZM114 101V100H113ZM133 101V102H134ZM151 101V100H150ZM153 101H156V100H153ZM20 102H22L23 103V100L22 101H20ZM24 102H25V99H24ZM25 102V103H26ZM31 102V101H30ZM46 102V101H45ZM45 102H42V103H44L45 105L47 104V103H45ZM53 102V101H52ZM57 102V103H58ZM67 102V103H68ZM71 102V106H72V104H74V103H72ZM117 102H119V101H117ZM117 102H115V103H117ZM132 102V103H133ZM139 102V101H138ZM193 102H195V103H197V105L195 104V103H193ZM10 103V102H9ZM12 103H13V101H12ZM25 103H24V105H25ZM37 103V102H36ZM36 103H33V104H35L36 105ZM42 103L40 102L39 104H41L42 105ZM50 103H51V101H50ZM53 103H55V102H53ZM61 103H62V101H61ZM68 103V104H69ZM108 103V102H107ZM115 103H113L114 105H115ZM125 103V102H124ZM158 103V102H157ZM234 103H235V101H234ZM18 104H19V102H18ZM21 104V103H20ZM19 104V105H20ZM31 103H29V105H30ZM32 104V106H35V105H33ZM43 104V105H44ZM52 104V103H51ZM50 104V105H51ZM75 104H74V107L77 109V110H79L78 109V105L77 106H75ZM111 104V103H110ZM134 104V103H133ZM153 104V103H152ZM201 104V105H200ZM10 105V104H9ZM15 105V104H14ZM18 105V106H19ZM44 105V106H45ZM48 105V104H47ZM46 105V106H47ZM49 105V106H50ZM113 105V106H114ZM118 105V104H117ZM116 105V106H117ZM122 105H123V103L121 104L120 103V106L122 107ZM125 105H127V102H126V104ZM130 104H128L127 105V107L129 106ZM151 105V104H150ZM155 105V104H154ZM157 105V104H156ZM162 105H165V103H162ZM203 105V106H202ZM207 105H209V104H207ZM206 105V106H207ZM209 105V106H210ZM214 105H212L213 107H211V108H214ZM37 106H39L38 104H37ZM44 106H42V108L44 109ZM58 106H60V103H59V105L57 104L55 107H56V109H57V107ZM65 105L63 104V107H64ZM87 106H89V105H87ZM115 106V107H116ZM120 106H117V109H118V107H119V109L121 108ZM137 106V105H136ZM158 106V105H157ZM160 106V105H159ZM190 106H196V108H200V107H198V106H202V110H201V112H199V111H196V110H198V109H193V107H190ZM208 106V111L210 110V111H212V109L210 108ZM235 106V108H233ZM20 108L18 109V110H20V111H22V109L23 110H25L26 111V109H24V107L23 108H21V105L19 106ZM27 107V106H26ZM25 107V108H26ZM41 107V106H40ZM40 107H39V109H40ZM48 107V106H47ZM47 107H45L46 109H47ZM62 106H61V111H64L65 110V108H64V110H62V108H63ZM68 107H69V105H68ZM73 107V106H72ZM72 107L70 108L71 109V111H72ZM102 107V106H101ZM101 107H100V109H101ZM105 107V106H104ZM103 107V108H104ZM108 107H109V105H108ZM111 107H112V104L110 105V107H109V109H111ZM123 107H124V105H123ZM130 107V106H129ZM138 107V106H137ZM140 107V106H139ZM138 107V108H139ZM154 107V106H153ZM162 106H161V108L162 109H164ZM254 107H256V106H254ZM27 108H29V107H27ZM37 108V107H36ZM91 108H92V106H91ZM135 107H133V108H131V109H134ZM155 108V107H154ZM158 108V107H157ZM154 109L156 112H157V110L158 109H161L160 107L158 108V109ZM192 108V109H191ZM210 108V109H209ZM13 109H15V108H13ZM32 108H30L29 110H31ZM38 109V108H37ZM36 109V110H37ZM39 109L36 111L35 110V112H38L39 111ZM49 109V108H48ZM69 109V108H68ZM88 110H86V111H89V108H87ZM95 109V108H94ZM97 109V108H96ZM106 109H107V107H106ZM125 109H126V106H125ZM130 109V108H129ZM201 109V108H200ZM250 109V108H249ZM41 110V109H40ZM57 110H60L59 108L57 109ZM57 110H55L54 109V111H53V113H55L56 114V111ZM114 110L116 111V108H113V111L112 112H114ZM123 110V108H121V113H123L124 114V112L122 111ZM139 110V109H138ZM137 110V111H138ZM141 110V109H140ZM154 110H152L154 113H155V111ZM195 110L198 114H202L203 112L205 113V115L203 116V114H202V116L203 117H201V114H200V116L198 115V117L196 116V118H195V116L193 115V113L195 112H193V111ZM204 110V111H203ZM32 111H33V109H32ZM42 111V110H41ZM51 111V110H50ZM60 111V112H61ZM66 112H67V110H65ZM64 111V112H65ZM83 111H84V107H83ZM102 111V110H101ZM101 111L100 112H98V113H100V114H104V113H101ZM126 111V110H125ZM129 111H131V110H128L127 112H128V114H129V116H131L130 114V112ZM134 111H135V109H134ZM137 111H135V112H137ZM164 111V112H165ZM209 111V112H210ZM241 111V112H240ZM260 111V110H259ZM28 112V111H27ZM35 112L34 113H31L30 114V112H29V114H30V117H32L31 115L32 114H35ZM44 113L43 114H46V112L45 111H43ZM75 112L77 113V114H75ZM94 112V111H93ZM96 112V111H95ZM103 112V111H102ZM109 112H111V111H109ZM116 112H118L119 113V110L118 111H116ZM139 112V111H138ZM138 112H137V114H138ZM140 112H142V111H140ZM152 112V113H153ZM159 112H160V110H159ZM158 112V113H159ZM195 112V113H196ZM226 112H230V114L231 115H227L226 117H229L230 118V116H231V119H227V120H229L228 122H226V120H225V118H224V115H225V113ZM39 113V112H38ZM38 113H36V115L38 114ZM52 113V114H53ZM58 113H59V111H58ZM68 113V112H67ZM117 113V114H118ZM126 113V112H125ZM142 113H144V112H142ZM152 114V115H155V114ZM162 113V111L160 112V114ZM196 113V114H197ZM244 113H246V112H244ZM52 114H49V115H47L48 117L50 116V115H52ZM65 114V113H64ZM69 114V113H68ZM95 114H97V112L95 113ZM122 114V115H123ZM54 115V114H53ZM59 115V114H58ZM73 115V116H72ZM110 115L111 116H113L112 115V113H110ZM134 115V114H133ZM156 115H158V114H156ZM168 115V116H167ZM242 115V114H241ZM240 115V116H241ZM247 115V114H246ZM46 116V117H47ZM92 116V118H93V115H91ZM94 116H97L98 117V115H94ZM103 116V115H102ZM125 117H126V115H124ZM244 116V115H243ZM242 116V117H243ZM37 116H35V119H34V117H33V119H31V121L32 120H37L38 118H36ZM43 117H45V115H43ZM54 117H56L55 115H54ZM54 117H52V119L54 120ZM97 117H96V119H97ZM127 117H128V115H127ZM126 117V118H127ZM144 117V118H145ZM239 117V116H238ZM237 117V118H238ZM27 118V117H26ZM25 118V119H26ZM42 118V117H41ZM40 118V119H41ZM99 118H101V117H99ZM106 118H109V115L106 117ZM120 118H118V119H120ZM134 118V117H133ZM143 118V119H144ZM239 118H241V117H239ZM46 118H43L42 119V122L45 120ZM49 120L48 121H51V116H50V118H48ZM103 120L105 119V117L104 118H102ZM111 119H114V116H113V118L111 117ZM139 119H140V117H139ZM174 119H175V121H174ZM206 119V118H205ZM221 119L223 120L224 119V121H221ZM9 120V119H8ZM39 120V119H38ZM58 120H56V121H58ZM59 120V121H60ZM65 120H67V121H65ZM93 120V119H92ZM102 120V121H103ZM106 120V119H105ZM110 119H108V121H109ZM121 119H120V122L122 121ZM130 120V119H129ZM254 120V119H253ZM58 121V122H59ZM107 121V120H106ZM106 121H103V122H106ZM111 121V120H110ZM109 121V122H110ZM133 121V123H134V120H132ZM212 121V120H211ZM35 122V121H34ZM41 122V121H40ZM46 121H44L43 122V124L44 125H46L45 127H47V124L45 123ZM120 122H119V124H120ZM29 123H30V121H29ZM59 123H61V121L59 122ZM58 123V124H59ZM62 123H63V121H62ZM122 123V122H121ZM139 123V122H138ZM21 124V123H20ZM19 124V125H20ZM34 124V123H33ZM40 124H42V123H40ZM54 124H55V127H56V122H54ZM107 124V123H106ZM25 125V124H24ZM104 125L107 127L106 129H108L109 131H111V134L110 135H105V133L103 132V131H106V130H104L105 128H104ZM125 125V126H124ZM129 125V124H128ZM134 125V124H133ZM26 126V125H25ZM39 126V125H38ZM136 126V125H135ZM138 126V125H137ZM23 127V126H22ZM45 127H43V128H45ZM41 128H42V125H41ZM58 128H60V127H58ZM104 128V129H103ZM43 130V129H42ZM54 132V131H53ZM108 132V131H107ZM213 133L214 135L213 136H215V137H211L212 139H210V137H209V140H212L213 141V138H214V141H215V143H212V144H216V150L214 151L213 150V152L211 151V153H214L215 152V155L214 154H210V156H214V157H212V158H209V156L207 155V153L209 152L210 153V150H211V148L213 147V149H215L214 148V145L212 146V144H211V148H210V150L207 152V150L208 149H206L209 145H210V142H208L207 141V143H206V146H207V144H208V146L206 147L205 145L203 146V147H206V148H200V151H199V148L197 149V147H195V143H197L198 142V140H200V139H207V137L209 136V135H211L210 133ZM227 133V136H229L228 138H227V136H226V134L225 133ZM77 133V134H78ZM84 133H86V132H84ZM229 134V135H228ZM85 136L87 135V134H84ZM223 135H225L226 136V138L223 136ZM80 137H77L76 136V138H80ZM64 138V137H63ZM67 138V137H66ZM80 138V139H81ZM89 138V137H88ZM65 139V138H64ZM73 139H74V137H73ZM79 139V143H80V140ZM71 140V139H70ZM69 140V141H70ZM60 141H62V140H60ZM64 141V140H63ZM77 141V143H78V140H76ZM72 142H74V141H72ZM62 143V142H61ZM65 143V142H64ZM68 142H66L65 144H67ZM95 143V142H94ZM97 143V142H96ZM96 143H95V146L97 147V145H98V143H97V145H96ZM70 144H72L71 142H70ZM55 146H57V145H55ZM62 146V145H61ZM80 146V145H79ZM81 146L80 147H78V148H80V149H82L81 148ZM94 146V147H95ZM65 147V146H64ZM68 148V147H67ZM66 148V149H67ZM75 148V147H74ZM89 148V147H88ZM89 149V150H93V149ZM56 149H58V148H56ZM65 149V150H66ZM70 149V148H69ZM77 149V148H76ZM55 150V149H54ZM57 151V150H56ZM64 151V150H63ZM77 151L79 152V150L77 149ZM59 152H60V150H59ZM93 152H89V154L88 155H90V153H93ZM98 152V153H97ZM61 153V152H60ZM68 153V152H67ZM94 153H93V155H94ZM142 153H145V151L144 152H142ZM79 155V154H78ZM161 155V156H162ZM53 156H55V155H53ZM81 156V155H80ZM83 156H84V154H83ZM83 156L81 157V159L83 158ZM225 156H228L227 158L229 159V157L232 159H230L231 161L229 162V160L227 161V159H225ZM71 157H72V154H71ZM70 157V158H71ZM88 157V156H87ZM94 158H93V160L95 159V157H97V155L96 156H93ZM141 157H142V155H141ZM75 158V157H74ZM99 158V157H98ZM98 158H97V160H98ZM144 158H146V157H144ZM66 159V158H65ZM77 159V161H78V159L79 158H76ZM84 159H85V157H84ZM89 159V158H88ZM91 159H92V157H91ZM101 159V157L99 158V160ZM72 160V159H71ZM87 160V159H86ZM93 160L92 161H89V163H87L88 164V166H89V164H90V162H92L91 164V166H93ZM99 160L97 161V163L96 164H101V162H102V160H101V162L99 163ZM104 160H103V162H104ZM146 160V159H145ZM73 161V160H72ZM88 161V160H87ZM212 161H214V163L212 162ZM56 162V161H55ZM58 162H60V161H58ZM64 162H66V161H64ZM81 162V161H80ZM85 162V161H84ZM102 162V163H103ZM141 162V161H140ZM68 163V162H67ZM84 164L83 163V167L84 166H86L87 164ZM214 164V166H213V164ZM53 164H54V162H53ZM59 164V163H58ZM64 164V163H63ZM96 164H94V166H96ZM103 164H105V162L103 163ZM142 164V163H141ZM146 164V163H145ZM210 164H212V166L209 168V165ZM56 165V164H55ZM76 166H78L79 164L77 163V164H75ZM80 165H81V163H80ZM111 165V166H110ZM59 166V165H58ZM57 166V167H58ZM67 166V165H66ZM69 166V165H68ZM71 166H73V165H71ZM91 166H90V169H91ZM94 166L92 167V168H94ZM99 166V165H98ZM106 166V167H107ZM218 166V167H217ZM62 167V166H61ZM75 167V166H74ZM101 167V166H100ZM100 167H97L96 166V168L97 169H99V172L97 171V170H95V168L94 169H91V171H90V169H89V171H87V172H89V175H92V174H90V172L91 173H93V174H95V176H96V172H93V170L94 171H97V173H100V170H101V172H102V168H100ZM107 167V168H108ZM123 167V168H122ZM76 168V167H75ZM88 168V167H87ZM87 168H85V169H87ZM113 168V169H114ZM126 168V167H125ZM129 168V167H128ZM63 169V168H62ZM65 169V168H64ZM78 169V168H77ZM117 169V168H116ZM138 169V168H137ZM60 170V169H59ZM73 170V169H72ZM79 171H82L80 168L78 169ZM88 170V169H87ZM106 170V169H105ZM108 170H107V173H108ZM115 170V169H114ZM114 170H112V171H114ZM125 170H128V169H125ZM65 171H67V170H65ZM77 171V170H76ZM76 171H74V172H76ZM79 171H77V172H79ZM118 171V169L117 170H115L114 172H117ZM120 171V170H119ZM119 171H118V173H119ZM131 171V170H130ZM139 171V170H138ZM216 171H218V170H216ZM85 172H86V170H85ZM103 172H105V171H103ZM110 172V171H109ZM137 172V171H136ZM219 172V171H218ZM60 173H62V172H60ZM73 173V172H72ZM83 173V172H82ZM217 173V172H216ZM63 174V173H62ZM84 174V173H83ZM87 174V173H86ZM103 174V173H102ZM101 174V175H102ZM113 175H114V173H112ZM125 174H127V173H125ZM135 174V173H134ZM219 174V173H218ZM221 174V175H222ZM66 175V174H65ZM67 175H68V173H67ZM73 175H76L77 177L76 178H80V177H78V176H80V174L78 175V174H73ZM101 175H99V176H101ZM107 174H105V175H103V177L105 176L106 177V179H109L107 176L109 175H107ZM124 175V174H123ZM128 175V174H127ZM126 175V176H127ZM85 176H87V175H85ZM115 176V175H114ZM120 176H121V174H120ZM125 176V177H126ZM129 176V175H128ZM253 176V177H252ZM70 177H71V179H72V176L70 175ZM83 177V176H82ZM81 177V178H82ZM88 177V176H87ZM87 177H86V179H87ZM93 177H94V175H93ZM105 177H104V180H105ZM109 177H111L112 178V176H109ZM117 177V176H116ZM118 177H119V175H118ZM124 177V176H123ZM74 178V177H73ZM100 178H102V177H100ZM99 178V179H100ZM262 180H261V179ZM85 179V178H84ZM86 179H85V181H86ZM89 179H91V178H89ZM88 179V180H89ZM95 179V177L93 178V180ZM98 179V178H97ZM114 179H120V178H114ZM226 179V178H225ZM232 179V178H231ZM92 180V179H91ZM102 180V179H101ZM99 181L100 183V186H101V184H103V183H105L106 181H109V182H107V183H109V185H107V183H106V185H103V189H104V187H105V189L104 190H106V189H109V188H107V186H111L112 184V186H113V191L111 192V190H112V188H111V190L110 191H108V193L110 192V193H112L113 194V192L115 193V191L117 190V189H114V187L117 185V182H116V184H114L113 182H114V180H113V182H112V184L110 185V182L112 181L111 179H109V180H105V182H103V181ZM111 180V181H110ZM176 180V179H175ZM215 180H216V182H215ZM221 180V179H220ZM219 180V181H220ZM222 180H224V179H222ZM221 180V181H222ZM227 180V179H226ZM229 180V179H228ZM84 181V180H83ZM84 181V182H85ZM116 181V180H115ZM119 181H121V179L119 180ZM198 181H199V183L200 182H202L203 183V187H202V189H201V187L199 186V185H197V184H199L198 183ZM230 181V180H229ZM86 182H89V181H86ZM97 182H98V180H97ZM96 182V183H97ZM103 182V183H102ZM122 182V181H121ZM124 182V181H123ZM179 182V181H178ZM193 182H195V184L197 185V186H199L200 188H198V190L197 191H199L200 189L201 190H203V191H199V193L201 192L202 194L200 195V196H202V198H200V196H196L197 198H200L201 200L203 199V202L202 201H200L201 203H203L202 205H200V204H197V205H200V207L199 208H197V206H195L194 205V203L195 202H192L194 199L192 198L193 196H191V195H193V193H192V191H190V189L192 188V187H195V185H193ZM230 182H232L233 183V180H231ZM237 182H238V180H237ZM236 181H235V183H237ZM239 182H242V181H240L239 180ZM244 182H246V181H244ZM134 184H135V182H133ZM220 183H222L221 185H224L223 184V182H220ZM263 183V184H262ZM91 184V183H90ZM125 184V183H124ZM138 184V183H137ZM136 184V185H137ZM250 184V183H249ZM249 184H248V186H249ZM97 185L98 184H96V187H94V188H96L97 190H98V187H97ZM115 185V186H114ZM130 185V184H129ZM129 185H128V187L127 188H129ZM139 185V184H138ZM180 185V184H179ZM178 185V186H179ZM227 185V184H226ZM230 185H231V183H230ZM237 185H239L238 183H237ZM242 185H243V183H242ZM241 185V186H242ZM252 184H250V186H249V188L251 187L252 188V186H251ZM91 187L92 185H89V183L87 184V187ZM95 186V185H94ZM99 186V185H98ZM120 186V185H119ZM124 186V185H123ZM126 186V185H125ZM132 186V185H131ZM133 186H135V185H133ZM192 186V187H191ZM220 186V185H219ZM141 187V186H140ZM181 187V186H180ZM213 187V186H212ZM223 187H226V186H223ZM227 187H229V186H227ZM232 187V186H231ZM257 187V186H256ZM255 187V188H256ZM260 186H258V188H259ZM184 188V187H183ZM183 188H181V189H183ZM190 188V189H189ZM241 188V187H240ZM246 188L249 190V188L247 187V184H246ZM262 187H260V189H261ZM85 189V188H84ZM87 189V188H86ZM93 189V188H92ZM96 189L95 190H93V191H96ZM101 189V188H100ZM100 189H99V191H100ZM126 189V188H125ZM130 189V188H129ZM135 189V188H134ZM141 188H138V191L140 190ZM180 189V190H181ZM219 189V188H218ZM223 189V188H222ZM224 189H226V188H224ZM229 189V188H228ZM230 189H233V188H230ZM246 189V190H247ZM254 189V188H253ZM102 190V189H101ZM115 190V191H114ZM136 190V189H135ZM134 190V191H135ZM193 190V189H192ZM212 190V189H211ZM220 190H221V188H220ZM236 190H239V189H236ZM242 190V189H241ZM245 189H243V191H244ZM248 190H247V192H248ZM255 190H258V189H255ZM83 191H85V190H83ZM88 191H90V192H92L91 190H89L88 189ZM137 191V190H136ZM145 191V190H144ZM161 191V190H160ZM196 191V192H197ZM224 191H226V190H223V192ZM229 191V190H228ZM234 191V190H233ZM240 191V190H239ZM238 191V192H239ZM250 191H251V189L249 190V192L248 193H250ZM254 191V190H253ZM252 191V192H253ZM261 191H262V189H261ZM264 191V190H263ZM87 191H85V193H86ZM132 192V191H131ZM146 192V191H145ZM212 192V191H211ZM235 192V191H234ZM233 192V193H234ZM241 192V191H240ZM246 192V191H245ZM259 192H260V190H259ZM258 192V196H259V193ZM81 193H83V192H81ZM84 193V195H86V196H89V198H91L90 196H92L91 194H89L88 195V192H87V194H85ZM96 193H97V191H96ZM96 193H94V196H95V194ZM98 193H101V191L100 192H98ZM98 193H97V195H98ZM118 193V192H117ZM137 193H139V192H137ZM163 193V192H162ZM162 193H161V195H162ZM216 193V192H215ZM261 193H263V192H261ZM111 194V197L113 198V196L115 195H112ZM141 194V193H140ZM142 194H144V193H142ZM194 194H195V192H194ZM197 194V193H196ZM230 194V193H229ZM246 194V193H245ZM244 194V195H245ZM254 194H257V192L256 193H254ZM253 193H252V195H254ZM104 195H106V192H104ZM118 195V194H117ZM150 195V194H149ZM159 195H160V193H159ZM220 195V194H219ZM232 196H233V194H231ZM237 195V194H236ZM261 195V194H260ZM264 195V193L262 194V196ZM127 196H129V197H132L131 195H127ZM227 196H229V195H227ZM241 196H243V195H241ZM247 195H245V197H246ZM255 196V198H256V195H254ZM254 196H251V197H253L254 198ZM85 197V196H84ZM93 197V196H92ZM97 197V196H96ZM118 197V196H117ZM140 197V196H139ZM145 197H146V195H145ZM153 197V196H152ZM162 197V196H161ZM244 197V196H243ZM242 197V198H243ZM249 197L250 196H248L247 198H248V200H250L249 202H250V205L251 204H253V200H255V198L251 201V199H249ZM261 196H259L258 198H260ZM264 197V196H263ZM263 197H261V198H263ZM86 198V197H85ZM84 198V199H85ZM99 198V197H98ZM98 198H95V199H98ZM110 198V195H108V199ZM115 198V197H114ZM196 198V199H197ZM223 198V197H222ZM235 198H236V196H235ZM234 198V199H235ZM247 198H245V199H242V200H244V203L246 202L245 200H247ZM84 199H82V202H84L83 200ZM88 199V198H87ZM101 199V197L99 198V200ZM106 199V198H105ZM116 199V198H115ZM138 199V198H137ZM140 199V198H139ZM139 199H138V201H139ZM158 199V198H157ZM195 199V200H196ZM229 199V198H228ZM227 199V200H228ZM233 199V198H232ZM241 199V198H240ZM264 199V198H263ZM263 199H261V200H263ZM89 200V199H88ZM91 200H93V198H91ZM91 200H89L90 202H88V203H90V205H91ZM98 200V201H99ZM118 200V199H117ZM117 200H116V204H117ZM136 200V199H135ZM146 200V199H145ZM150 201H151V199H149ZM194 200V201H195ZM198 200V199H197ZM212 202H211V201ZM222 200V199H221ZM237 200H238V198H237ZM261 200H258V201H261ZM114 201V200H113ZM112 200H111V198L109 199V201L107 202V203H109V204H107V203H105V204H107V205H109V207H110V204H111V202H113ZM141 201V200H140ZM142 201H144V200H142ZM149 201V202H150ZM230 201V200H229ZM233 201V200H232ZM239 201V200H238ZM257 201V202H258ZM95 202V201H94ZM94 202L92 201V206L94 207ZM198 201H196V203H197ZM223 202H224V200H223ZM256 202V201H255ZM262 202V201H261ZM87 203V202H86ZM96 204H97V202H95ZM98 203H100V202H98ZM120 203V202H119ZM144 203H146V201H144ZM144 203H142L141 202V205L142 204H144ZM199 203V202H198ZM258 203H260V202H258ZM263 204H264V202H262ZM261 203V204H262ZM104 204V205H105ZM115 204V203H114ZM123 204V203H122ZM140 203L138 202V204L137 205H139ZM223 204V203H222ZM247 204V203H246ZM255 204V203H254ZM257 204V203H256ZM261 204H259V205H261ZM262 204V205H263ZM87 205V204H86ZM118 205V207H120L119 205L120 204H117ZM233 204H231V206H232ZM236 205H238L239 206V204H238V202H237V204ZM244 205V204H243ZM111 206H114L113 204H111ZM133 207H135V209L133 208V210H135L136 211V208L137 207H139V206H136V205H132ZM142 206H145V204L144 205H142ZM217 206V205H216ZM237 206V207H238ZM256 206V205H255ZM67 207V206H66ZM91 207V206H90ZM92 207V208H93ZM96 207H97V205H96ZM95 207V208H96ZM98 207H99V204H98ZM100 207H102V206H100ZM114 207H116V206H114ZM114 207H111L112 209L114 208ZM118 207H116V208H118ZM233 207V206H232ZM236 207V206H235ZM246 207H248V206H246ZM251 207V206H250ZM252 207H253V205H252ZM251 207V208H252ZM264 207V206H263ZM262 207V208H263ZM91 208V209H92ZM140 208H142L141 206H140ZM146 208V207H145ZM242 208V207H241ZM66 209V208H65ZM68 209V208H67ZM90 209V210H91ZM97 209V208H96ZM99 210H100V208H98ZM97 209V210H98ZM119 209H121V208H119ZM118 209V210H119ZM199 209V210H198ZM226 209V208H225ZM233 209H235V208H232L231 210H233ZM238 210H239V208H237ZM244 209H246L245 208V206H244ZM257 209H258V207H257ZM106 210H108L109 211V208L108 209H106ZM115 210H117V209H115ZM117 210V211H118ZM142 210H144V209H142ZM219 210V209H218ZM227 210V209H226ZM247 210V209H246ZM255 210V209H254ZM59 211V210H58ZM61 211V210H60ZM95 211V210H94ZM108 211H106V215L108 216L107 218H109V215H110V217L115 213L114 212V210H112L113 211V214L111 213L112 211H109L110 212V214L108 213ZM117 211H116V213H117ZM242 211V210H241ZM258 211H260V210H258ZM57 211L55 210V213H56ZM68 212H69V210H68ZM227 211H225L224 213H226ZM235 212V211H234ZM254 212V211H253ZM253 212H252V214H253ZM262 212H264V210L262 211ZM58 213V212H57ZM96 213H98V212H96ZM120 213H122V212H120ZM120 213H117L118 214V217H119V214ZM130 213H131V211H130ZM220 213V214H219ZM231 213V212H230ZM239 213V212H238ZM242 213V212H241ZM246 213V212H245ZM60 214V213H59ZM64 214V213H63ZM109 214V215H108ZM125 214V213H124ZM123 214V215H124ZM142 214H144L145 215V218L144 217H142ZM233 214V213H232ZM240 214V213H239ZM248 214V213H247ZM255 214V213H254ZM253 214V215H254ZM65 215V214H64ZM67 215V214H66ZM65 215V216H66ZM70 215V214H69ZM68 215V216H69ZM100 215V214H99ZM98 215V216H99ZM121 215V214H120ZM221 215V216H220ZM225 215V214H224ZM223 215V216H224ZM226 215H228V214H226ZM242 215H244V214H242ZM57 216V215H56ZM56 216H54V217H56ZM63 215L62 214H60V217H62ZM64 216V217H65ZM74 216V215H73ZM78 216V215H77ZM127 216V215H126ZM132 216V217H133ZM136 216V217H137ZM229 216V215H228ZM239 216H241V215H239ZM260 216V215H259ZM258 216V217H259ZM58 217V216H57ZM72 217V216H71ZM81 217H83V216H81ZM113 217V216H112ZM117 217V218H118ZM140 217H142V218H140ZM221 217V218H220ZM227 216H225V217H223V218H226ZM236 217V216H235ZM238 217V216H237ZM255 217V216H254ZM261 217V216H260ZM69 218V217H68ZM77 218V217H76ZM230 218V217H229ZM234 218V217H233ZM243 218H244V216H243ZM264 218V217H263ZM54 219H57V218H54ZM60 218H58V220H59ZM63 219H65V218H62V220ZM75 219V218H74ZM80 219V216L77 218V219H75L76 220V222H77V227L78 226H80V225H82L81 223H79V220ZM130 219V218H129ZM134 219L136 220V222H134ZM238 220L239 219H242L241 217L240 218H237ZM246 219H248V218H246ZM256 219V218H255ZM258 219V218H257ZM61 220V219H60ZM60 220H59V222L58 223H60ZM67 220V219H66ZM70 220H72V218H70ZM70 220H68L69 222H71ZM82 220H84V219H82ZM81 220V221H82ZM120 220V219H119ZM118 220V221H119ZM125 220V219H124ZM123 220V221H124ZM223 220V219H222ZM235 220V219H234ZM73 221V220H72ZM80 221V222H81ZM86 221V220H85ZM98 221H99V219H98ZM214 221V222H213ZM224 221H225V219H224ZM228 223H229V221L230 220H226ZM248 221V220H247ZM256 221H258V220H256ZM262 222L264 221L263 219L261 220ZM261 221H259V222H261ZM65 222H67V221H65ZM120 222V221H119ZM223 222V221H222ZM221 222V223H222ZM232 222V221H231ZM236 222V221H235ZM240 221H238V223H239ZM241 222H242V220H241ZM240 222V223H241ZM248 222H252V220L250 219V221H248ZM247 222V223H248ZM261 222V223H262ZM72 223V222H71ZM135 223V224H134ZM137 223V224H136ZM216 223V225H217V221L215 222ZM218 224V226L219 225H221L222 226V224ZM226 223V222H225ZM63 224V223H62ZM62 224H61V226H62ZM75 224V223H74ZM86 224L87 223H85V226H86ZM100 225H101V223H99ZM98 224V225H99ZM106 224V223H105ZM227 224V223H226ZM230 224V223H229ZM264 224V223H263ZM60 225V224H59ZM65 225V224H64ZM64 225H63V227H64ZM71 225V224H70ZM97 225V226H98ZM211 225V228L213 229V233H215L216 231V229H219V228H217V227H214L215 228V230H214V228H213V226ZM215 225V224H214ZM224 225V224H223ZM231 225H232V223H231ZM238 225V224H237ZM245 225V224H244ZM259 225V224H258ZM109 226V223H108V225L106 226V228ZM114 226V225H113ZM229 226V225H228ZM240 226V225H239ZM60 227V226H59ZM75 229H76V224H75ZM83 227V226H82ZM88 227V226H87ZM105 227V226H104ZM110 227V226H109ZM108 227V228H109ZM196 227V226H195ZM222 227H224V226H222ZM222 227H220V229L222 228ZM234 227V226H233ZM241 227V226H240ZM263 227V226H262ZM44 228V227H43ZM61 228V227H60ZM79 228V227H78ZM93 228V227H92ZM95 228V227H94ZM105 228V229H106ZM108 228H107V230H108ZM126 228H123V229H125L126 230V232L128 231V229H126ZM178 228V227H177ZM176 228V229H177ZM225 228V227H224ZM229 228V227H228ZM227 228V229H228ZM230 228H232V227H230ZM235 228V227H234ZM247 228V227H246ZM256 228H257V226H256ZM258 228H259V226H258ZM81 229H83V228H81ZM88 230H90L89 228H87ZM144 229H142V230H144ZM170 229V230H171ZM175 229V230H176ZM185 229V230H184ZM223 229V228H222ZM220 230V234L222 233L221 231H223V230ZM227 229H225L228 233H229V229L227 230ZM237 229V228H236ZM261 229V228H260ZM66 230V229H65ZM73 230V229H72ZM86 230V229H85ZM145 230V231H146ZM198 230H197V232H198ZM209 230V232L208 233H211V231H210V229H208ZM224 230V231H225ZM233 230V229H232ZM238 230V229H237ZM254 230H257V229H254ZM44 231H46V230H44ZM69 231V230H68ZM67 231V232H68ZM80 231V230H79ZM79 231H78V234H79ZM91 231V230H90ZM104 230L102 229V232H103ZM110 231V230H109ZM136 231V233H137V229L135 230ZM145 231H142V234H140V233H138L139 234V236L141 237V235H144V233H145ZM174 231V230H173ZM236 230H234V232H235ZM100 232V231H99ZM108 232V231H107ZM106 232V233H107ZM125 232V233H126ZM138 232H139V230H138ZM141 232V231H140ZM191 232V231H190ZM189 232V233H190ZM196 232V233H197ZM202 232H199V233H202ZM233 232V231H232ZM255 232V231H254ZM260 232H261V230H260ZM259 232V233H260ZM48 234L50 233V232H47ZM82 233V232H81ZM86 233L87 232H85V234L84 235H86ZM105 233V232H104ZM110 233H112V230H111V232ZM128 233H129V236L131 235H134L132 232H129L128 231ZM128 233H126L125 235H127ZM132 233V234H131ZM179 233H182V232H179ZM185 233V232H184ZM184 233H182V235H185ZM198 233V234H199ZM203 233H207V231L205 232V230H204V232ZM243 233V232H242ZM252 233H253V231H252ZM73 234V233H72ZM95 234V233H94ZM103 234V233H102ZM148 234V235H149ZM166 234V233H165ZM170 234V233H169ZM169 234H166L167 236H166V238H170V241H171V244L173 245V246H176V244L178 245V242L179 241H181L180 240V238L178 239V238H175L174 236L172 237V235L170 236ZM174 234H175V232H174ZM187 234H188V232H187ZM193 234V233H192ZM190 235V236H193V235ZM197 234V235H198ZM212 234V233H211ZM217 235H218V232L216 233ZM223 234V233H222ZM221 234V235H222ZM233 234V233H232ZM238 234H239V232L236 234L237 235V238L238 237H240V236H238ZM244 234V233H243ZM242 234V235H243ZM56 234H54V236H55ZM60 235V234H59ZM123 236V239H124V233L122 234ZM189 235V234H188ZM196 234H194V236H195ZM204 235V234H203ZM203 235L202 234H200V237L202 236L203 237ZM215 235V234H214ZM217 235H215V236H217ZM225 235H226V233H225ZM225 235H224V238H225ZM231 235V234H230ZM235 235V234H234ZM233 235V236H234ZM263 235V234H262ZM48 235H46V237H47ZM86 236H88V235H86ZM145 236H146V233H145ZM145 236L144 237H141V238H145ZM159 236V235H158ZM177 236V235H176ZM186 236V238H187V235H185ZM185 236H184V238H185ZM192 237L193 239V242L192 243H194V241H195V239L194 238H196V236L195 237ZM206 236V235H205ZM209 236H210V234H209ZM213 236V235H212ZM214 236V237H215ZM219 236V235H218ZM217 236V237H218ZM233 236H232V238H233ZM257 236V235H256ZM259 236H261V235H259ZM53 237V236H52ZM52 237H50V238H52ZM81 237V236H80ZM91 237V236H90ZM121 237V238H122ZM126 237V236H125ZM155 237V236H154ZM165 237V236H164ZM163 237V238H164ZM178 237V236H177ZM199 237V236H198ZM198 237H197V239H198ZM201 237V238H202ZM207 237H208V235H207ZM214 237L212 238V237H209V244H210V242L212 241L211 240V238L213 239V241H214ZM219 237H221V238H223V236H219ZM230 238H231V236H229ZM47 238H49V237H47ZM54 238V237H53ZM57 238H60V237H56V239L54 238V241L56 240L57 241ZM82 238V237H81ZM87 238V237H86ZM89 238V237H88ZM120 238V240H122ZM128 238V237H127ZM130 238V237H129ZM135 239H136V237H134ZM133 238V239H134ZM185 238V239H186ZM206 238V237H205ZM204 238V239H205ZM226 238H228V236L226 237ZM230 238H228V240L230 239ZM61 239V238H60ZM69 239V238H68ZM84 239V238H83ZM91 239V238H90ZM150 239H153V238H150ZM155 239V238H154ZM153 239V240H154ZM197 239H196V241H197ZM47 240V239H46ZM51 240V239H50ZM66 240H67V238H66ZM70 240V239H69ZM80 240V239H79ZM116 240V239H115ZM130 240V239H129ZM128 239H127V243H128V241H129ZM139 240V239H138ZM142 240H144V239H142ZM147 240V239H146ZM146 240L145 241H142V243H146ZM148 240H149V238H148ZM148 240H147V242H148ZM156 240V239H155ZM155 240H154V242H155ZM161 240V239H160ZM191 240V239H190ZM216 241L215 242H217L218 244L220 243V242H218V239L216 238L215 239ZM230 240H232V239H230ZM59 241V240H58ZM71 241V240H70ZM80 241H82V242H84L82 239L80 240ZM92 242H95V241H93V240H91ZM90 241V242H91ZM111 241V240H110ZM118 241V240H117ZM123 241V240H122ZM122 241H119V242H121V244L122 245H125L126 246V238H125V243L126 244H124V243H122ZM134 241V240H133ZM141 241V240H140ZM151 241V240H150ZM149 241V243H151ZM186 241V240H185ZM201 240H199V242H200ZM202 241H203V239H202ZM212 241V245L211 246H213V243H215V242H213ZM219 241H220V239H219ZM221 241H224V240H221ZM263 242H264V240H262ZM48 243H49V239H48V241H47ZM67 242V241H66ZM85 242H86V240H85ZM87 242H88V240H87ZM86 242V243H87ZM89 242V244H91ZM101 242V241H100ZM103 242V241H102ZM137 241H135V244H137L136 243ZM139 242V241H138ZM153 242V243H154ZM204 242V241H203ZM203 242H202V244H203ZM225 242V241H224ZM228 242V241H227ZM233 242H235V240H233ZM52 243V242H51ZM54 243V242H53ZM96 243V242H95ZM104 243V242H103ZM139 243H141V242H139ZM153 243L152 244H150L151 245V247H152V245H153ZM182 243V242H181ZM180 242H179V244H181ZM197 243V242H196ZM201 243V242H200ZM200 243H198L199 245L198 246H200V248L202 249L201 251H203V248L205 247V246H209V245H205L204 247L202 246V245H200ZM206 243V242H205ZM243 243H244V241H243ZM50 244V243H49ZM49 244L47 245V246H49ZM68 244V243H67ZM74 244V246H75V243H72V245ZM79 244V246H83V245H81V243H77V245ZM83 244H85V243H83ZM93 245H94V243H92ZM91 244V245H92ZM159 244V243H158ZM164 244V247H167L168 246V243L166 242V244H165V242L163 243ZM223 244H225L226 245V242L225 243H223ZM241 244V243H240ZM264 244V243H263ZM51 245V244H50ZM61 245V244H60ZM71 245V244H70ZM69 245V246H70ZM86 245V244H85ZM84 245V246H85ZM98 245V244H97ZM101 245V244H100ZM103 245V244H102ZM120 245V244H119ZM122 245H120V246H122ZM128 245V248L130 249L131 247H130V245L129 244H127ZM138 245V244H137ZM148 245V244H147ZM149 245V246H150ZM160 245V244H159ZM167 245V246H166ZM172 245H170V246H172ZM189 245V244H188ZM196 245V244H195ZM220 245H221V243H220ZM254 245V244H253ZM59 246V245H58ZM67 246L68 245H66L65 247L67 248ZM87 247H90V246H88V245H86ZM85 246V248H87ZM95 247H96V244L94 245ZM141 246V244L139 245V247ZM145 246V245H144ZM155 246H156V243H155ZM155 246H153V247H155ZM184 246V245H183ZM193 246H194V244H193ZM198 246H197V248H198ZM203 248H202V247ZM234 246V245H233ZM247 246V245H246ZM252 246V245H251ZM255 246V245H254ZM50 247V246H49ZM64 247V248H65ZM73 247V246H72ZM71 247V248H72ZM92 247V246H91ZM98 247H100V246H98ZM103 247V246H102ZM102 247H100V248H102ZM146 247V246H145ZM145 247H142L141 249H146ZM179 247V246H178ZM178 247H176V248H178ZM186 247V246H185ZM188 247H190V245L188 246ZM215 247H217L216 245H215ZM237 247V246H236ZM52 249L54 248L53 246L51 247ZM60 247H58V249H59ZM70 248V249H71ZM81 248V247H80ZM122 248V247H121ZM121 248H119L118 247V251H120L121 250V253H122V249ZM127 248V247H126ZM161 248H162V246H161ZM196 248V249H197ZM208 248V250H209V252H211L212 250L209 248V247H207ZM239 248V247H238ZM61 249V248H60ZM78 248L76 247V250H77ZM81 249H83L82 250V252L84 253L85 252V250H84V247H82ZM96 249H97V247H96ZM103 249V248H102ZM102 249H101V251H102ZM120 249V250H119ZM133 249V248H132ZM131 249V250H132ZM135 249L136 250H138L139 251V248H137V246H135ZM154 249V248H153ZM189 249V248H188ZM206 249V248H205ZM218 249V248H217ZM216 249V250H217ZM224 248H222V250H223ZM247 249H248V247H247ZM72 250H74V248H72ZM72 250H70V251H72ZM87 250V249H86ZM93 250H95L94 249V247H93ZM98 250V249H97ZM126 250H128V249H126ZM135 250V251H136ZM155 250H157V246H156V248H155ZM182 250H184V248L182 249ZM186 250H187V248H185V252H186ZM192 250H194V249H192ZM198 251L200 250L199 248L197 249ZM211 250V251H210ZM244 250V255L243 256H245V254H249V253H245V252H247L246 251V249H243ZM58 251V250H57ZM69 251V252H70ZM89 251V254H90V250H87L86 252H88ZM92 251V250H91ZM133 251V250H132ZM138 251H136L135 253H137ZM141 251V250H140ZM139 251V252H140ZM149 253H151V254H153V252L151 251V248H150V250H147ZM154 251V250H153ZM159 251H160V248H159ZM159 251H158V253H159ZM162 251V250H161ZM160 251V254L159 255H161L162 257L165 255H163V254H161L162 252ZM172 252H174V253H176L175 255H177L176 257L178 258V254L180 253V250L179 249H175V247H174V251L173 250H171ZM171 251H170V253H171ZM188 251H190V252H192L191 250H188ZM196 251V250H195ZM195 251H193V252H195ZM218 251V250H217ZM225 251H226V249H225ZM241 252H242V250H240ZM252 251V250H251ZM251 251H249V252H251ZM63 252V251H62ZM62 252H59V253H62ZM66 252V251H65ZM64 252V253H65ZM77 252V251H76ZM81 252V254H83ZM142 252H145V251H142ZM147 252V253H148ZM167 253H168V255H170L169 254V252L168 251H166ZM203 252H205V250L203 251ZM206 252H208V251H206ZM222 252V251H221ZM67 253V252H66ZM70 253H73V252H70ZM92 253H94L93 251H92ZM101 253V252H100ZM120 253V252H119ZM119 253H116L117 254V258H118V255H119ZM129 253V252H128ZM155 253H157L156 251H155ZM157 253V254H158ZM164 253V252H163ZM197 253V252H196ZM200 251H199V255H200ZM215 253H217L218 254V252H214L213 253V255L215 254ZM223 253H224V250H223ZM243 253V252H242ZM86 253H84V255H85ZM97 254H99V253H97ZM97 254H95L96 256H97ZM115 254V255H116ZM123 254V253H122ZM133 254V253H132ZM142 254V253H141ZM141 254H140V256H141ZM183 254V253H182ZM198 254V253H197ZM205 253H203V255H204ZM216 254V255H217ZM227 254V253H226ZM251 254H252V252H251ZM251 254H249V257H251L250 255ZM60 255V254H59ZM79 255H80V253H79ZM93 255V254H92ZM137 255H138V253H137ZM147 255V254H146ZM153 255H155V254H153ZM194 255V254H193ZM192 255V256H193ZM199 255H195V256H199ZM202 254H201V256H203ZM206 255V254H205ZM204 255V258L206 257ZM220 254H218L217 256H219ZM63 257L64 256V254L62 255H60L59 257ZM67 255L65 254V257H66ZM85 256H87V255H85ZM96 256H94L95 257V259H97L98 257H99V255H98V257L96 258ZM139 256V255H138ZM140 256H139V258H140ZM142 256H144V255H142ZM149 256V255H148ZM171 257H172V255H170ZM170 256H168L169 258H171ZM184 256L185 257H187V255H185L184 254ZM191 256V255H190ZM194 256V257H195ZM209 256V255H208ZM211 256V255H210ZM216 256V257H217ZM221 256H222V254H221ZM224 256V255H223ZM242 256V255H241ZM254 256H255V254H254ZM88 257V256H87ZM115 256H114V258H116ZM128 257V256H127ZM132 257V256H131ZM146 257V256H145ZM150 257V256H149ZM148 257V258H149ZM166 257V256H165ZM165 257H163L164 259H166ZM213 257V256H212ZM214 257H215V255H214ZM213 257V258H214ZM225 257V256H224ZM227 257H228V255H227ZM235 256H233V258H234ZM246 257L248 258V255H246ZM252 257H253V255H252ZM256 257V256H255ZM64 258V257H63ZM67 258V257H66ZM69 258V257H68ZM82 258H84L83 256H82ZM88 258H91V257H88ZM99 258H101V257H99ZM142 258V257H141ZM147 258V259H148ZM151 258V257H150ZM158 258H159V256H158ZM168 258V259H169ZM181 258H183V256L181 257ZM192 257H190V259H191ZM200 258V257H199ZM201 258H203V257H201ZM211 258V257H210ZM247 258L245 259L246 261H247ZM61 259V258H60ZM65 259V258H64ZM87 259V258H86ZM85 259V260H86ZM92 259H94V258H92ZM110 259H113V257H111ZM124 259V258H123ZM133 259H134V257H133ZM155 259H156V257H155ZM155 259H154V261H155ZM164 259H161V260H163L164 261ZM167 259V260H168ZM188 259V258H187ZM193 259V258H192ZM216 259H218V257L216 258ZM216 259H215V261H216ZM220 259V258H219ZM218 259V260H219ZM225 259L226 258H224V260L222 259V257H221V260H223L224 261V264H225ZM231 259H232V257H231ZM231 259H230V261H231ZM241 259H244V258H241ZM252 259V258H251ZM63 260V259H62ZM61 260V261H62ZM67 260V259H66ZM83 260V259H82ZM84 260V261H85ZM99 260H101V259H98V261ZM106 260V259H105ZM131 260V259H130ZM140 260V259H139ZM145 260V259H144ZM149 260H151V259H149ZM158 261L157 262H159V259H157ZM172 260V259H171ZM177 260H179V259H176V262H177ZM184 260V259H183ZM200 261H201V259H199ZM202 260H204L205 261V259H202ZM206 260H208V259H206ZM235 260H236V258H235ZM249 261H250V259H248ZM260 260H261V258H260ZM59 261V260H58ZM94 261H96L97 262V260H93V262ZM104 261V260H103ZM103 261H100V263L101 262H103ZM115 261V260H114ZM116 261H117V259H116ZM136 261V260H135ZM141 261H142V259H141ZM174 261V260H173ZM191 262V264H192V260H190ZM195 262H199V261H196V259L194 260ZM208 261H210V260H208ZM213 261V260H212ZM220 261V260H219ZM243 261V260H242ZM240 261L241 263H243V262H245V261ZM67 262V261H66ZM82 262V261H81ZM87 262V261H86ZM95 262V263H96ZM105 262V261H104ZM103 262V263H104ZM106 262H108V260L106 261ZM106 262L104 263V264H106ZM111 262H113L112 260H110V263ZM145 262H146V260H145ZM153 262V261H152ZM152 262H151V264H152ZM168 262V261H167ZM169 262H170V260H169ZM186 262V261H185ZM188 262H189V259H188ZM59 263V262H58ZM62 263H65V261L63 262L62 261ZM68 263V262H67ZM98 263V262H97ZM109 263V262H108ZM107 263V264H108ZM134 263V262H133ZM136 263H138V261L136 262ZM141 263V262H140ZM139 263V264H140ZM150 263V262H149ZM154 263V262H153ZM156 263V262H155ZM163 263V262H162ZM166 262L164 261V263L163 264H165ZM187 263V262H186ZM186 263H184V261L182 262V263H180V264H186ZM202 263V262H201ZM200 263V264H201ZM214 264H215V262H213ZM227 263H228V261H227ZM231 263V262H230ZM236 263H238V259H237V262ZM241 263H239V264H241ZM261 263H263V262H261ZM59 264H61V263H59ZM160 264V263H159ZM168 264V263H167ZM171 264V263H170ZM173 264V263H172ZM189 264V263H188ZM196 264V263H195ZM199 264V263H198ZM212 264V263H211ZM223 264V263H222ZM229 264V263H228ZM231 264H235V261H234V263L232 262ZM246 264H248V263H246Z\"/></svg>",
  "mask_w": 264,
  "mask_h": 264
},
{
  "label": "built area",
  "instance_id": "built-area-1",
  "mask_svg": "<svg viewBox=\"0 0 264 264\" xmlns=\"http://www.w3.org/2000/svg\"><path fill=\"white\" fill-rule=\"evenodd\" d=\"M202 5H203V4L200 3V6H199V7H201Z\"/></svg>",
  "mask_w": 264,
  "mask_h": 264
}]
</instances>
